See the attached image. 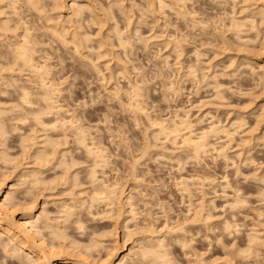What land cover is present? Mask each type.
I'll list each match as a JSON object with an SVG mask.
<instances>
[{
    "label": "rangeland",
    "instance_id": "rangeland-1",
    "mask_svg": "<svg viewBox=\"0 0 264 264\" xmlns=\"http://www.w3.org/2000/svg\"><path fill=\"white\" fill-rule=\"evenodd\" d=\"M79 1H82V0H79ZM90 1H92V0H88L87 2L91 3L90 5L95 7V10L98 8L96 11H94L95 13H93V14H95V16L98 15V18H100L101 20L104 21L102 23H107L108 20L114 19V21H116V22H114L113 20L111 22L109 21L110 24L112 25L114 23L117 24V21H118L117 25L116 24L113 25V26L116 25L115 26L116 28L114 27L115 28L114 32L118 28L120 31L119 34L122 33L120 35L121 37L124 36V39H127V37H128L131 40V41L130 40H128V41L132 42V46H130L131 44L129 45V44L125 43L128 46H130V47H128V49L131 51H129L125 48L126 49L125 51H127V53L129 51V53L124 54L125 53L124 48L120 49V50L124 51V53H122L123 55L121 54L120 51H118L119 49H117V47L119 48V46H117V43H115L117 40L116 39L117 35L113 34L114 33L113 27L111 28V25L109 23L105 24V26H103L102 29H101V26L103 24L102 23H101L102 25L99 24V25H101L100 26V29H101L100 33H102V35L99 33V29H97V28H99V26L97 25L98 22H95L97 24H93L95 26L97 25L96 27L94 26L95 28L92 27V25H91L92 22L90 23L91 27L89 26L90 29L87 26L90 31L92 30L91 32L89 31L90 32L89 34H90L92 39L90 38V36H89V38L92 42L91 43H90V41L88 42L92 46H93V42H94V45L95 44L97 45V43H95V42H97L98 38H96L94 36L98 37V33L100 35L99 37L107 35L108 37L107 36L103 37L105 39H106V37L108 39L112 35L110 37L112 39H108L109 42L111 40L112 43L108 42V44H109V47L112 46L114 48L113 49L110 48L112 51L110 49L108 50V48H107L106 51L108 50V52H106V55H104L105 57L102 55L103 59L101 58V61L99 60L100 56L97 59V56L99 54L95 55L96 52H94V51H96V50H93L94 54L92 52V49H98L99 44L97 45L98 46L97 48H95L96 47V45H95L94 48L90 49L91 51L89 50V52H91V55H89L90 53L87 54L88 52H84V54H86L88 57H82L83 58L82 59L79 55L73 53L71 50H69L70 52H68V49L61 46L57 40H54L51 38L49 39L46 36H43L41 38V40L38 44V46L41 50L38 51V53H35V55H37V56H35V59L39 63H41L43 61V63L46 62L50 66V68H49L50 72L49 73H51V74L48 73L49 74L48 77L46 75L45 76L47 77L46 80L49 81V84H50V80H51V81H53L52 83H54L55 86L56 85L59 86V87H56L59 89L58 90L59 92L57 91V95H56L55 94L56 91H55V93L53 95V100H55L54 102H55L56 106H57V104L59 105L55 108H57V109L59 108L58 110H60V111L56 110L57 111L56 112L54 109V111L50 112L51 114L50 113H48V115L45 114L47 116L46 117L43 116L42 120L43 121L45 120L46 124L50 123L52 121L58 122V120L56 121V119H58L60 117H61L60 120L65 118L68 121L69 119H67V118H70V117H71L70 119L73 120L71 123L73 125V127L69 122H66L63 125H61V123L60 124L57 123L56 126H52V127L57 128V129L54 128L55 130L53 128H52L53 130H51V128H49V125H48V127H46L48 129H46L45 127H43V128L38 127V125H36V126L33 125L31 117H28V116H31L29 114H26L28 121H26V119L23 120L24 125H19L16 121L19 122L20 120L15 119L16 125L18 124L20 126V127L16 126V128L19 127L18 130H16V128L14 126L13 127L15 129L13 127L11 128L10 125L12 122H14V120L12 121L10 119V116H11V118H13V117L17 116V114L24 112L23 110L21 111L20 107L16 106V104H17L16 101H18V100H16V98H18V95H16V94H18V92L20 90H18V92H15V91H16V89L20 88L19 85H21V84L28 85L29 83H31L28 85L29 90L30 91L32 90L31 92L35 93L36 91L37 92H40V91H38V89H39L38 85L36 83H33L32 75H29V74L24 75V72H21L23 74L18 72L19 73V74L17 73L18 79L14 83L15 85L11 84L9 82V80H11L13 78L16 79L15 76H17V75H16V73L14 75V74H9L7 72L6 73L3 72V71H5L6 66L8 67V65L3 64V61H6V59L2 58L0 56V58L2 59V60L0 59V62H1L0 63V67H1L0 73L2 74V78H0V105H1L0 107H1L2 111L4 108H6L3 111V113H2V111L0 113V119L4 123H2L1 121L0 122L2 124H5V126L2 125V130L4 127L3 134L2 135L0 134L1 135L0 136V152L3 151V154L4 153H6V155L8 154L6 156L7 158L3 157L4 159L6 158V160H3V158L1 157V156H3V154L0 153L1 154L0 155V161L3 160L0 162V173H1L0 176H3V177H0V182L2 184L5 183L8 187V189L10 188L9 191L12 190V192H11L12 196L14 197V195L16 194L17 197L15 196V198L17 200L19 198L20 202H21V199L22 200H24V199L28 200V201L24 200L25 202L24 201L22 202V204L25 203L24 204L25 206H26V202L29 203V200H31L30 203L35 202V204L34 203H31V204L33 206L36 205L35 206L36 210L39 213L43 212L44 215L46 214L47 220H48V218H50L53 221V223L50 224L52 230H53V228H55L54 226H56L57 227L56 229H58V225H59V227L62 228V230L59 229V232H60V230H61V232H63V229H64V231L66 230L64 232L65 236L67 237V235H68V237L65 238L67 241L63 239V236L60 237L62 235L61 233L58 234L59 236L58 235L56 236V234L58 232L55 230H54V232H56V233H51L53 235L50 236L51 234H49L48 231H50L51 228L46 227L48 231L43 229V228H45L44 227L45 220L43 219V221H42L40 219L39 226L43 227V228H41V227L40 228H41V231L43 229V231H44L43 236H44V238L46 236V238H45L46 240L49 239L48 241L50 242L51 240H53L54 237H56V238L58 237L59 239L62 238L64 240V242L63 243L60 242L61 239L59 240L57 238V243H54V241H56V238H55L52 242L53 244H55V245L62 244L63 245L65 242L68 243L69 241H71V242L75 241V243H76L78 241L77 244H79V245L81 244V245L86 246L87 243H89L87 247H89V246L92 247V245H93V247H92L93 249L90 247L87 248L89 252L87 251L88 253L86 252L87 254L86 253H85L86 255L84 254L86 256L85 257L86 260L89 262L91 259H92L91 262H96V261L101 262V260H103L101 263L105 262V260H108L109 256H110L108 254L111 253V252L108 253L106 251L108 249V246L114 247L118 243L117 245L121 246L122 250H124V252H126V250H129L130 246L133 244L135 245L136 248L139 246H142V245H146V244L148 245V243L151 246V245L156 243L155 242L156 238L157 239L161 238V240H163V242L166 244V246L164 245V249L166 250L167 257L169 259L171 258L170 261L172 260L173 264H191V263L192 264H229V263L230 264H264V240L262 238H261V240H259V239L253 240L254 243H253V241H251V242L249 241V235H250V233H253L252 231L256 232V231L260 230L257 232V234L264 236V223H263L264 222V218H263L264 217L263 216L264 215V177H263L264 176V142H263L264 141V136H263L264 135V120H263L264 118H261L259 116L260 111H262V109L260 110V108H261L260 102H258V104H257V102H255V103L253 102V104L252 103L250 104V102L249 103L247 102L248 101L246 98L247 96L245 97V95H244L246 93V90L248 89L247 87H249V86H247V84H246L247 81L245 80L246 78H245V76H243V73L245 72V75L248 76L247 72L244 70L249 71V68L241 66V69L242 70L244 69V70L241 72V70L239 68L240 72L238 71L239 75H240V73H242V76L244 77V78L243 77L242 78L246 81L245 83L243 80H241L242 78L239 79L236 76H234V77L237 78V80H235L234 77L232 79L230 78V80H228L229 78L227 79V77H224L223 75H221V77H219L220 75L217 76L219 78L218 80H220V81H222L221 79H223V78L226 79L227 82L222 81L223 85L219 89L223 90L227 95L224 93V95L226 97H224L222 100L218 99L219 101L218 100L216 101V98H215L216 90L214 89V93H212L213 89L211 90V88L213 87V85H211V84H213L211 82L212 79L211 78H205L206 76L201 77V75L203 74V71L201 70L202 71L201 72L200 69H198V68H201L200 66H201L202 62L203 63L205 62L203 60V58L207 61L210 57L214 58V54L213 55L211 54V53H213L212 52L213 51L212 46L214 44H212L209 48V49H211V53L209 52L210 50L209 51L207 50L206 52H209L210 54L205 52V54H207V55H204L206 57L203 56V58L201 56L199 57V61H197V62H199V63H197L198 66L196 64H194L198 67V68H196L198 70H197V75L195 77H193L194 79L191 78L192 79L191 80L189 76L184 75L185 74L184 72L186 71L185 70L186 68H183V67H186L185 63L186 64L189 62L191 63V60H193V61L198 60L197 56L195 55V48H198L197 43H199V39L201 37V35H200L201 31H199L200 29H198V28H200V27H198L200 25L197 24V22H196V20L199 21V18L201 16L200 15L201 8H200V3L198 0H188L189 2H187V0H186L185 7L182 6V8H180L181 7L180 3L176 4V3H174L175 2L174 0H170L171 1V4H170L169 0H166L167 6L165 4V6H164L165 9L163 10V8H162L163 11H161V12H160V8H157V7H159L158 6L159 4L157 5L156 0L155 1L152 0V1H154L153 3L155 5L152 3L151 0H149V3L147 0H122L123 1L122 3L119 2L120 0H118V1L109 0L108 2L106 0H105V2H104V0H98L99 2H102L100 5L99 4L96 5L99 2L96 3L95 0H94V2H90ZM172 1H174V2H172ZM109 2H110V4H113V2H114V4H115V2L119 3V4H117L118 8H117L116 4H115V7H114V4H113V6H110L108 4ZM191 2H192V5L190 4ZM93 3H95V5L97 7L95 5H92ZM146 3H148L150 5L152 4V6H150V5L147 6ZM106 4H108V5H106ZM103 5H105V8H103L104 7ZM121 5H122V7H119ZM98 6H102L101 7L102 10L105 9V11H106V9H108L110 11L113 10L114 12L117 10L118 14H116V12L115 13L109 12L108 10H107V12L104 11L103 13H110V14L112 13L111 15H113V13H114V15H116L115 17H117L118 19L115 17L112 18V16H110L111 18H109V15H107V14L104 15V16L107 15V17L105 18L103 16V14L100 13L102 10L101 9L99 10L100 7H98ZM108 6H110L111 9H109ZM123 6H124L125 10H124ZM175 6H177V7H175ZM146 7H148V8H146ZM151 7L152 8L154 7L153 9H155V12H154L155 14L150 12V10H152V9H149V8H151ZM167 7L169 10H167ZM189 7H192V8H189ZM209 7H210V5H208L206 11L212 12L211 7L210 8ZM127 8H129V9H127ZM176 8L181 9V11L179 9H176ZM184 8L186 10L192 9L194 11L192 13H195V14H191L192 18H193L192 15H194L193 20H191L192 18H190V14L185 13L186 10ZM147 9H149L148 12H146ZM156 9H157V11H156ZM199 9H200V11H199ZM218 9L219 8H217V10ZM123 10L127 14H125V12ZM173 10H174V12L172 13ZM220 10H222V9L220 8ZM143 11H145V12H143ZM152 11H154V10H152ZM222 11L221 12L218 11L217 17L219 15V12L221 13L220 14L221 16H219L220 18L224 16V15H222ZM98 12H99V14H97ZM120 12H121V14H120ZM181 12L185 13L186 17L185 16L183 17L184 14H181ZM86 13L89 14L90 12H86V10H85V14ZM149 13L151 15H149ZM161 13L165 14V15L163 14L164 17ZM196 13H198L197 14L198 16L196 15ZM93 14L91 16H93ZM128 14H129V16H131L130 21L128 20L129 19ZM126 15L128 17H126ZM188 15H189V17H188ZM102 17H104L106 20L104 18L102 19ZM124 17L127 19L126 22L128 21L127 23H129V24H127V23L125 24V18ZM66 18H67V16H66ZM107 18H109V19L107 20ZM188 20H189V22H188ZM214 20H216V19H214ZM97 21H99V19H97ZM163 22L166 25L167 24L168 25L167 26L163 25ZM218 23H219V21H218ZM191 24H192V26H191ZM108 25H110V26L108 27ZM125 25L126 26L129 25L127 27V29H125L126 28ZM169 25H170V27H169ZM195 26H197V27H195ZM87 27L85 25L82 28V30L84 29L83 31L87 30L86 32H88ZM190 27H192V28H190ZM85 28H86V30H85ZM108 28L109 29L111 28L109 30L110 32L112 30L111 35H110V32L107 31ZM120 28L122 29V32H121ZM183 29H184V31H183ZM126 30H127V32H126ZM133 30H135L136 32H134ZM103 32H104V34L105 33H107V34L103 35ZM187 32H190V33H187ZM96 33H97V35H96ZM123 33H125V35H123ZM198 33H199V35H197ZM91 34L94 36H92ZM215 34H217V33H215ZM155 35H157V36H155ZM113 36L116 37L115 38L116 40L113 39L114 38ZM146 36L149 39L150 38L151 39L150 40L147 39V41H145L147 38ZM169 37H171V38H169ZM184 37L186 39L183 40ZM172 38H173V40H172ZM191 38H192V41H191ZM99 39H101V38H99ZM143 39H145V40H143ZM175 39H179V40L182 39L183 41H185V42L180 41V43L182 42L180 44L181 45L180 47H182V45H183V47L180 50L176 46H174V44H172V43H177V42H173ZM102 40H100V41H102ZM151 40H152V42H151ZM196 41H198V42H196ZM56 42H57V44H56ZM166 43H168V44H166ZM195 43H196V45H195ZM112 44L113 45L116 44V46H113ZM171 45H173V46H171ZM191 45H193V46H191ZM48 47H49V49H48ZM103 47H105V46H103ZM131 47H133V49ZM174 47H176L177 49ZM105 48H103V49H105ZM171 48H173V49H171ZM114 49L116 50V52H114L115 51ZM51 50H53V51H51ZM109 51L112 53H110ZM64 52H66V53H64ZM98 52L99 51L97 50V53ZM118 52H120V53H118ZM190 52L192 53L191 55H190ZM115 53H118V56ZM176 53H178L179 58H178ZM110 54H112V55H110ZM113 54H114V56H113ZM220 54H223V51L220 52V50H219V55L217 56V57H219V59L216 57L217 59L211 58V59H213V61L211 59H209V60L216 65V66L214 65L215 68H218L217 66H219V68L222 69V68H224L223 67L224 64L230 62V60H229L230 58H228L229 56L227 57V55H226L227 53H225V52L223 55H221L222 58L220 57ZM192 55H195V56H192ZM225 55H226V57H225ZM78 56H79V58H78ZM89 56H91V57H89ZM162 56H163V58H165L164 56H168V57L163 59ZM125 57H126V59L124 60ZM223 57H225L226 60L227 61L229 60V61L228 62L225 61V58H223ZM45 58H46V60H45ZM80 58H81V60H79ZM87 58L89 60L91 58H93V59H91L93 61V64H95V65L98 64L97 67L101 70L96 71L97 68H94V66H92L90 64L91 60L89 62V60ZM106 58H107V60H106ZM180 58H181V60H180ZM194 58L196 60H194ZM200 58H202V61ZM42 59H44V60H42ZM177 59H179V61ZM220 59L222 61H224V63L221 61L223 63V66H220L222 64L219 62ZM165 60H166V62H165ZM185 60L186 61L188 60L189 62L188 61L185 62ZM207 61H206L207 64L210 63ZM214 61L215 62L218 61V62L215 63ZM4 63H6V62H4ZM115 63H117V64H115ZM125 63L127 65V67L130 68V69H128L129 73L125 74L127 77L122 76V73H121V71H122L121 68L125 65ZM180 63L183 64V65H181L182 68H180ZM160 64H162V65H160ZM164 64H165V66H164ZM191 64H193V63H191ZM2 65H4V66H2ZM108 66H110V67H108ZM91 67H93V68H91ZM155 67H157V68L155 69ZM132 68H134V69H132ZM135 69H137V70L135 71ZM158 69L159 70L161 69V71H160L161 73L158 71ZM218 69H214V71L218 72L217 71ZM109 70H110V72H108ZM212 70H209V72L208 71L207 72L210 73V71H212ZM117 71L118 72L120 71V72L117 73ZM198 71H200V73H198ZM156 72H157L158 76H157ZM115 73H116V75H115ZM136 73H137V75H136ZM117 74L118 75L121 74L120 77L117 76ZM153 74L155 76L154 80L151 79V78H153ZM198 74H200V75H198ZM27 76L30 78L28 79ZM128 76L131 77L132 84L136 80L135 85H137V86L139 85L138 87L142 89L141 91L139 89V91H140L139 94H142L141 96L134 95V97L136 96L135 97L136 99H138L139 97H141V98L143 97L141 100H140V98L138 99V103H139V100L140 101L143 100V103L145 104L143 106V103L140 102L141 107L142 106L145 107V108H143L144 112L140 111L141 114L142 113H144V114L150 113L151 115L147 114L150 116V119H152L153 115H154V117L156 115L155 118L156 119L158 118L157 120H159V118L161 117L160 120L165 119L166 122L168 124H170V122H173L171 120H174V119L176 120V118L178 119V117L180 115L183 116V114H184L183 111L186 109L187 111H189L188 112L189 120L191 119L190 121H192V123H194L193 124L194 126L192 128V132L194 131L195 133L193 132V134H198L200 132V130L206 129L207 125H210L211 122L216 121L218 119H219L218 122L220 123V125L223 124L226 127L228 126L227 128L233 130V126L235 124L232 125V124H230V122L234 121V123H235V119L237 122L239 120V118H241L243 116L244 118H241L240 120L244 119L242 121H244L245 123L244 124L242 123L243 125H240V123H241V121H240V123L237 122L236 126H234V128H236L237 125H240L239 127H241V129H240L241 131H239V128L237 127L238 128V129L236 128L237 131L235 129V131L237 133L236 134L234 133L231 136L232 141H231V139L226 138L227 140H229L228 142H229L230 146H228V144H226L228 142H226L227 140L225 139L226 136H224V134H219V138H216L218 135L213 136L212 134H210L211 136L209 135V137H208V139H209L208 142H209L211 147L213 145L214 146L216 145L215 146L216 148H220L218 146H219L220 142L222 141L221 143L223 145L225 144V146H226L224 149V153H226V155L227 154L228 155L224 157V155L221 154L222 152L219 153V155H218L216 149H215V151H213L212 150L213 148L211 149V147L208 146V151L203 153L204 156H202L203 154L199 156L200 160L198 158L195 159V157L193 158L192 154L189 152V150H187L186 147L182 146L181 141H179L180 140L179 138L181 137L180 135L183 134L182 133L183 130L180 132L179 135L176 136V137H178L177 140H175L178 142V143H175L177 146H175L174 144H173L174 145L173 146L172 143L170 142V140L167 139L170 142L169 143L165 139L166 137L161 135V134L158 135V138L155 137L158 141L155 140V138L153 137L154 136L153 132L156 131L157 126L154 128L149 126V124H147V122H145L146 118L142 117L143 114L141 115L139 111H138L139 113L138 112L134 113V115H136V116H135V118H132V117H134L133 113H132V111L134 112V110L131 109L132 107H130V106L128 107V105H130L129 102H131V100L129 98V95L131 94L129 92L131 85L128 82V79L130 80V78H128ZM143 76H145V77L142 79ZM109 77L113 80H111ZM121 77H123V78H121ZM147 77H148V79H147ZM208 77H210V76H208ZM240 77H241V75H240ZM3 78H4V81H3ZM202 78H205V79H202ZM145 79L147 82L145 81ZM206 79H207V81H206ZM209 79H211V80H209ZM28 80H30V81H28ZM132 80H134V81H132ZM139 80H141V81H139ZM231 80L232 81L234 80L235 81L234 83H238V84L241 81H243L242 82L243 84L242 83H241L242 85L237 84L239 86L238 87L234 83H232V84L229 83ZM247 80H249V78ZM26 81H28V82H26ZM48 81H46V82L48 83ZM148 81H150V82H148ZM114 82H115V84H114ZM138 82H139V84H136ZM142 82L144 84H142ZM127 83L130 86H125ZM49 84H47V85H49ZM148 84H150V85H148ZM160 84L162 86H160ZM170 85L171 86H173V85L178 86L177 88L180 89V91L178 92L179 93L178 96L171 94L172 92L170 90H167V89H170L169 88ZM227 85H228V87H227ZM229 85H230V87H229ZM207 86H209V87H207ZM128 87H130V88H128ZM124 88H126L124 90L125 93H128V94H126V95L124 94V95L126 97L128 96L127 98L129 101L126 98H124V96H123L124 92H122V91ZM227 88L229 91L226 90ZM118 89H120V91H118ZM33 90H35V91H33ZM39 90H41V89H39ZM116 90H117V92H121V93L118 94L116 92ZM233 90H235V91H233ZM258 90H259V88L255 91H258ZM113 91L117 95L116 94L113 95ZM153 92H155V93H153ZM236 92H242L243 94L240 93L242 95L239 96L240 94H238ZM133 94L134 93H132L131 96H133ZM143 94H145L146 97L149 95L147 97V99H145L146 97L143 96ZM159 94L161 96L162 95H164V96L161 97ZM115 95H116V97H115ZM222 95H223V93H222ZM137 96H138V98H137ZM212 96H214V97H212ZM230 96H231V98H230ZM208 97L211 98V100H209ZM161 98L162 99L165 98L167 100L164 99L163 100L164 102L163 101L161 102ZM199 98H201V101ZM205 98H207L208 101ZM213 98H215L214 101L212 100ZM116 99L120 100V103ZM202 101L204 102L203 103L204 105L200 104V103H202ZM121 102L124 104H122ZM126 103H128V104L125 107ZM215 103H218V104H215ZM223 103H225V104L223 105ZM198 104H200V105L198 106ZM210 104H211V106H210ZM220 104H222V105H220ZM30 106H32V105H30ZM156 106H158V107H156ZM32 107L34 108V106H32ZM145 109H146V111H145ZM54 112H56V113L54 114ZM158 113H159V115H158ZM257 113H259V114L257 115ZM63 114H66L68 116H66V115L63 116ZM204 114H205V116H204ZM1 115H3V116H1ZM137 115H139L140 117ZM256 116L257 117L259 116V119ZM145 117H146V115H145ZM154 117L152 120L155 119ZM199 117H200V119H199ZM236 117L238 118V120ZM162 118H164V119H162ZM75 119H76V121H75ZM136 119H137V121H134ZM255 119L257 121H255ZM30 121H31V123H30ZM21 122H22V120H21ZM260 122H262V123H260ZM45 123H44V125H45ZM52 123H50V125H53ZM29 124H32V126H29ZM74 124H76V125H74ZM229 124L232 127H229ZM246 124H247V126H246ZM79 125H81V128H85L84 133L88 132L85 135L87 137L85 140L86 141L85 143L87 145L90 144L89 147L91 146V148L93 147V148L98 149V150L99 149L103 150L102 153L105 154V155H103L102 162H101V160H100V163L98 161V163H97V165L99 164L98 166L93 165V163L95 164L93 156L90 154L91 158H93V159H91L90 156H88V154L85 152L84 147H81L82 144H78L76 141V138H74V137H76L75 136V130L78 131ZM147 125H148V127H147ZM254 125L257 126L258 130L255 129L256 127H253ZM33 126H35V127H33ZM39 126H41V125H39ZM58 126H60V127H58ZM63 126L66 130L63 129ZM201 126H203V127H201ZM32 127L34 129L30 130ZM36 127H38V128H36ZM39 128H41V129H39ZM71 128L73 129V131ZM246 129H249V130L251 129V130L249 131ZM68 130L69 131L71 130V131L69 132ZM252 130L254 131V133L255 132L256 133L254 134L253 132H251ZM246 131L248 134L246 133ZM55 132L56 133L58 132V133L56 134ZM262 132H263V134H261ZM62 133H65V134H62ZM185 133H186V130H184V134ZM243 134H246L247 136L243 135ZM25 135L27 136L26 138H25ZM29 137H32V138L30 139ZM244 137H245V139H244ZM151 138H153V140ZM241 138L243 139L242 140L243 143L241 142ZM246 138H248V139H246ZM46 139H47V141H46ZM258 139H259V141H258ZM24 140H27V141H25L26 145H24V144L22 145V143H24ZM249 140H250V142H249ZM49 141H52V142H49ZM54 141H56V142H54ZM215 141H217V142L219 141L218 142L219 144ZM47 142H49V144ZM224 142H226V143H224ZM149 143L152 146H149ZM147 144H148V146H147ZM245 144L247 146H245ZM178 145L181 147H179ZM242 146H244V147H242ZM260 146H261V148H260ZM42 148H44V149H42ZM148 148H151V149H148ZM95 149H93V150H95ZM145 150H146V153H145ZM38 151H39V154H38ZM59 152H60V154H59ZM36 153H37V155H36ZM45 153L46 154L48 153V155H46ZM143 153L145 155H143ZM40 154H41L40 160L43 162H39L38 158H37L38 160H35L36 157H38ZM55 154H57V155H55ZM247 155H250V156H247ZM4 156H5V154H4ZM32 156H35V157H32ZM43 156L45 157V159L47 158L46 161H45V159L44 160L42 159ZM53 156L54 157L57 156V157L54 158ZM18 157L21 159H19ZM69 159L71 161H74V163L71 162ZM181 159H183V160H181ZM224 159H225V161H224ZM7 160L9 163L7 162ZM18 160H19V162H18ZM92 161H93V163H92ZM251 161H254V162H251ZM38 162H39V164H38ZM103 162L105 163V165ZM41 163H43V164H41ZM44 163H47L49 166L44 164ZM243 163H244V165H243ZM72 165L73 166L75 165L74 166L75 168H73ZM133 165H134V167H133ZM27 166H28V168H27ZM96 166H97V168H96ZM260 166H261V168H260ZM89 167L95 168L94 170H95L97 180L93 184H96L100 187V185L103 186V184L114 185V183L118 182L117 183L118 186H116V189H117L116 196H118V198H119L120 195H117V194L121 193L122 198H120L119 200H118V198L112 199V203L109 202L110 200L107 201L106 200L107 198H105V199L102 198V199L107 201L108 206L106 205V202L101 199V200L97 201L96 203L94 202V205H92V207H90V209H89V207H87L89 205H87L86 203H87V201H88V203H90V201H89L90 197H86V196H91L90 188L93 190V188L96 187L95 186L92 188L93 184L90 185V183H88L89 181L87 180L88 178L87 179L85 178V177H88L86 174H88V170H89L88 168ZM64 168H66L65 171H64ZM38 169L41 172L40 171L38 172ZM31 170L34 171L35 173L33 172L34 173L33 174L31 172ZM74 170H76V171H74ZM66 171H68L69 173H67ZM239 171H240V173H239ZM29 173H32L33 175H37L36 173H39L40 175L39 176L37 175L36 179H38V177L42 178V181L44 183L46 182V185L44 183H42V184H44V186H43V185H40L38 183L39 188L37 186H35L37 188L35 190L32 189L33 191H30L31 192L30 193L29 192V184L31 185L32 183H29V182H31V180H30L31 176ZM64 173H66V174H64ZM254 173L256 176L254 175ZM68 174H70V175L67 176ZM72 174L73 175L75 174L76 178H74V180L75 179L77 180L74 183L75 185L71 183V182H73L71 179V177L73 176ZM225 176H226V178H225ZM261 176L263 178L260 179ZM69 177H70V180H69ZM183 177L184 178L187 177V178H185L186 181H187V179L189 180L190 177L191 178L193 177L192 178L193 180L190 179L187 182L185 181V183H183V186H182V184H180L182 182H179V181L181 179H182L181 181H183L184 180ZM194 177H196V178L194 179ZM255 177H256V179H255ZM25 178H27V179H25ZM105 178H106V180H105ZM209 178L210 179L212 178L211 181H213V182H211ZM206 179H207V182H206ZM208 179H209V181H208ZM40 180H38V182H40ZM224 180H226V181H224ZM48 181L50 184L48 183ZM78 181H79V183H78ZM86 181H88V182H86ZM226 182H228L227 184L229 186H227V184H225ZM34 183H37V182H33V184ZM186 183L188 185V192H187V190L185 191L182 188V187H184V184H186ZM27 184H28V186H27ZM33 184L31 186H33ZM35 185H37V184H35ZM67 185H68V187H67ZM86 185H87V190H86ZM45 186H46V188H45ZM98 186L96 188H98ZM74 187H75V190L73 189ZM224 187H225V190H224ZM25 188L28 189V191ZM33 188H34V186H33ZM79 188H81V189L83 188V189L81 190ZM100 188H102V187H100ZM231 188H232V190H231ZM24 189H25V191H27V193H28V194L26 193L27 195H23L25 192V191H23ZM67 189H70V191ZM92 190H91V192H92ZM42 191H43V193H42ZM13 192H15L14 195H13ZM223 193H224V195H223ZM235 194H237L238 197L241 196V198H243V200H245L244 203L247 205L243 204V206H239L240 203L242 205V202H240L238 205L232 204V201L236 198ZM21 195H22V197H21ZM128 195L132 196L131 197L132 205L133 206L135 205V207H134L136 210L135 212H137V216L139 215L138 217L135 216L134 218H131L132 220L131 219L129 220V217L131 216V215H129L130 213L128 211H125V210H129V205L127 204L126 200L124 199L126 197H129ZM225 195H226V197H225ZM232 195H234V196H232ZM23 196H24V199H23ZM46 196H47V198H46ZM20 197H21V199H20ZM32 197H33V199H32ZM34 197H35L36 201H35ZM84 199H85V201H84ZM210 201H211V204H210ZM82 202H84L85 204H83ZM43 203H45V204H43ZM79 203L82 205L80 206ZM115 203L119 204V205H117V207H116ZM109 204H110V206L111 205L112 206L110 207ZM200 204H203V206H207L206 209L200 210V208H199V207H201ZM32 205H29V206H32ZM66 205H67V207H66ZM76 205H78V206H76ZM105 205H106V207H105ZM79 206H80V210H79ZM123 206H124V209H123ZM212 206H215V207H212ZM230 207H232V208H230ZM233 207H235V208L233 209ZM236 207H238V208H236ZM62 208H64L65 210ZM75 208L78 211L74 210ZM87 208L90 212L86 213V211H88ZM103 208H104V210H103ZM119 208H122V212H121V209H119ZM19 209L20 208H18L17 212L18 211L20 212L21 209L20 210ZM70 209L71 210L73 209L76 215L73 214L74 213L73 210H72V213H68L70 211ZM62 210H63L64 214L65 213L67 214L66 217L68 219H65L66 217L62 213ZM95 211L99 215H97V213ZM199 211H204L205 213L201 212V214H200L201 216H200ZM253 211H254V213H253ZM257 212L260 214L261 218L259 217V214ZM85 213L88 216H89L88 213H91L90 215L94 214V215H96V217L94 218V216H93L91 219L88 217L89 220L84 221L85 219H88L86 217L87 215ZM117 213H119L120 216H118L119 214H117ZM123 213H124V215H123ZM68 214H70V215L68 216ZM72 214H73V216H71ZM105 214H107V215H105ZM196 214H198L199 216ZM208 214L210 216L209 220L211 219L210 221L208 220L209 222L207 220L205 221V217ZM257 214H258V216H257ZM231 215H233L232 216L233 218L231 217ZM77 216L81 219V220H79V222L81 221L80 223L84 226H81L79 223H75L73 221L74 219L78 218ZM148 216H149V218H148ZM202 216H204L203 217L204 220H203V218L202 219L200 218ZM63 217H65V218H63ZM118 217L120 220L118 219ZM231 218L233 221L231 220ZM82 219H84V220L82 221ZM62 221H65V222H62ZM71 221H72V223H71ZM75 221H78V220L76 219ZM224 221H231L232 224H233V222H234V224L236 223L237 227L234 226V228L237 230H234L232 228L234 231H232V230L228 231L227 230L228 232L225 231L226 232V234H225V232L221 228V225ZM42 222H43V225H42ZM47 222L49 224V221H47ZM54 222H56V223H54ZM73 222L75 224H79L81 228L83 227L82 231H78V233H80V234H77V232L76 233L74 232L75 230L77 231L78 228H79V230H81V229H80V227L77 228L76 225L73 224ZM82 222H84V224ZM53 224H54V226H53ZM70 224H72V225H70ZM67 225L69 227H67ZM79 225H77V226H79ZM238 225L240 228L238 227ZM165 226L167 228H165ZM85 227H86V230H85ZM168 227H169V229H168ZM149 228H151V229H149ZM178 228H179V230H178ZM83 229L86 232H84L82 234V232L84 231ZM142 229H144V230H142ZM166 229H168V231ZM103 230L105 231L106 234L105 233H99V232H103ZM149 230H153V231H155V233H153L152 235L151 234L148 235L149 233H147L145 231H149ZM177 230H178V232H177ZM91 231H93V232H91ZM169 231H171V232H169ZM143 232L145 233L144 235H143ZM92 233L96 234L97 236L91 235ZM107 233H108V235H107ZM99 235H102L103 238ZM94 236H95V238H94ZM98 236L100 238H98ZM106 236L110 237V238H107ZM96 237H97V239H96ZM91 238H93L94 241H96V243L95 242H94V244H93V242L91 243ZM123 238H125V239H123ZM138 238H140V239H138ZM98 239H100V241H98ZM145 241L147 243H145ZM67 243H65V244H67ZM90 244H92V245H90ZM95 244H97V245H95ZM101 244L105 247H102ZM97 246H99V247H97ZM94 248H96V249H94ZM105 248H106V250H105ZM134 249H132V250H134ZM190 250H192L193 253ZM239 250H240V252H239ZM242 252L243 253L245 252V253L243 254ZM237 253H238V255H237ZM106 254H107V257H106ZM87 255H91L90 258ZM132 256H130L131 258L128 257V259L126 261L127 263L125 262V264H128L131 261H134L131 259H134L135 256H133L134 258H132ZM135 260H136V258H135ZM149 261L150 260H147L146 264H149ZM199 261L201 263H199ZM150 262H152V261H150ZM130 264H134V262H132Z\"/></svg>",
    "mask_w": 264,
    "mask_h": 264
},
{
    "label": "bare ground",
    "instance_id": "bare-ground-1",
    "mask_svg": "<svg viewBox=\"0 0 264 264\" xmlns=\"http://www.w3.org/2000/svg\"><path fill=\"white\" fill-rule=\"evenodd\" d=\"M88 0H82V1H79V0H2V2H0V13H3L2 15H0V56L2 57V58H5L6 59V61H3V64L4 65H8V67L6 66V68H5V71H3V72H7V73H9V74H14L15 75V73H16V75H17V73L19 72V73H21V72H24V75L25 74H29V75H32V81H33V83H36L37 85H38V87H39V89H41V90H39L38 89V91H40V92H35V93H33V92H31L30 90H29V84H31V83H29L28 85H26V84H21V85H19V87L20 88H18V89H16V91L15 92H18V90H20L19 92H18V94H16V95H18V98H16V100H18V101H16L17 102V104H16V106L17 107H20V109H21V111L23 110L24 112L23 113H19V114H17V116H15V117H13V118H11V116H10V119L13 121L14 120V122H12L11 123V128L14 126L15 128H16V126H19V125H24L23 124V120H25L26 119V121H28V119H27V115L26 114H29V115H31V116H28V117H31V120H32V123H33V125H38V127H48V125H49V128H51V130H53L54 128H56V127H52V126H56L57 125V123H61V125H63V124H65L66 122H69L70 124L72 123V119H70V118H67V119H69L68 121L64 118V119H61L60 120V118H58V119H56V121L58 120V122H55V121H52V122H50V123H52L53 125H50V123H45V120L43 121L42 120V117L44 116V117H46L47 115H48V113H50L51 111H54V109H55V111L57 110V111H60V110H58L57 108H55V107H57V106H59L58 104H57V106H56V104H55V100H53V95H54V93H55V91H56V95H57V91L59 90L58 88H56V87H59V86H55L54 85V83H52L53 81H51L50 80V84H49V81L48 80H46V78L48 77V75L49 74H51V73H49L50 72V66L46 63V62H44L43 63V61L42 60H44V59H42L41 61V63H39V62H37L36 61V59H35V56H37V55H35V53H38V51H40L41 49L39 48V46H38V44H39V42H40V40H41V38L43 37V36H46L47 38H51V39H54V40H57L58 42H59V44L61 45V46H63V47H65V48H67L68 49V52H70L69 50H71L73 53H75V54H77V55H79L81 58L82 57H88L86 54H84V52H88L87 54H89V55H91V52H89V50L90 49H92V48H94L95 47V45H94V42H93V46L90 44L92 41L90 40V38H91V36H90V32L92 31H90L89 29H90V27H91V25H92V27H94L95 25H93V24H97V23H95V22H98V26H99V28H97V29H99V33H100V31H101V29H102V27L103 26H105V24H107V23H109L110 24V22L113 20L114 21V19H110V20H108L109 18H111L110 16H112V18L113 17H115L116 15H114V13L116 12V14H118L117 13V10L114 12L113 10L112 11H110V10H108V9H106V11H105V9H103L102 10V6H98V7H100L99 8V10L101 9L102 11L100 12L101 14H103V16L105 15V14H107V15H109V18H107V23H102V22H104L103 20H101L100 18H98V15H96L95 16V14H93V13H95L94 11H96L95 10V7H93V6H91L90 4L91 3H89V2H87ZM107 2L109 1V0H106ZM111 1H113V0H111ZM115 1V0H114ZM116 1H118V0H116ZM148 1V3H149V0H147ZM152 1V0H151ZM150 1V2H151ZM155 1V0H154ZM154 1H152V3L154 2ZM175 1V2H174ZM174 1H172V2H174V3H176V4H179L180 3V8H182V6L183 7H185V2H186V0H174ZM199 1V3H200V8H201V12H200V18H199V21H197L196 20V22H197V24H199L200 26H198V27H200V28H198V29H200L199 31H201V37H200V39H199V43H197V47L198 48H195V55L197 56V58H198V60H196L195 58H194V60H196V61H193V60H191V63H193V64H191L188 60V62L189 63H185V65H186V67H183V68H186L185 70V76H189L190 77V79L192 78V79H194L193 77H195L196 75H197V70L198 69H200V71L202 70L203 71V74L201 75V77L203 76H206L205 78H211L212 79V83L213 84H211V85H213V87L211 88V90L213 89V92L212 93H214V89L216 90V92H215V98H216V101L218 100V99H223L224 97H226L225 95H224V91L223 90H221V89H219V88H221V86L223 85V83H222V81H226V79H221L222 81H220V80H218L219 78L217 77V76H219V77H221V75H223L224 77H227V79L228 80H230V78L232 79L234 76H236V77H238L239 79L240 78H242L243 76H245V80L248 82H246L243 78L241 79V80H243L244 81V83L246 82V84H247V86H249V87H247L248 89L246 90V93L244 94L245 95V97L247 98V102L249 103L250 102V104L252 103L253 104V102L255 103V102H257V104H258V102H260V106H261V108H260V110L262 109V111H260V114L259 113H257V115L259 114V116L261 117V118H264V0H198ZM90 2H94V0H92V1H90ZM95 2L97 3V2H99L98 0H95ZM104 2H105V0H104ZM119 2H123L122 0H120ZM156 2H157V5L159 6V7H157V8H160V12L161 11H163L164 9H165V4L167 3L166 2V0H156ZM169 2H170V4H171V1L169 0ZM187 2H189L188 0H187ZM197 2V1H196ZM102 2H99V3H97L96 5H100ZM120 3V4H121ZM148 3H146L147 4V6L148 5H150V4H148ZM110 6H113V4H114V2H113V4H110V2L108 3ZM108 4H106V5H108ZM115 4L117 5V4H119V3H116L115 2ZM115 4H114V7H115ZM145 4V5H146ZM154 4V3H153ZM175 4V5H176ZM191 5H192V2L190 3ZM195 4V3H194ZM92 5H95V3H93ZM95 5V6H96ZM155 5V4H154ZM153 5V6H154ZM208 5H210V7H211V9H212V12H208V11H206V9H207V7H208ZM104 7L103 8H105V5H103ZM110 6H108L109 7V9H111L110 8ZM130 6V5H129ZM150 6H152V4L150 5ZM166 6H167V4H166ZM97 7V6H96ZM107 7V6H106ZM119 7H122V5L121 6H119ZM173 7V6H172ZM175 7H177V6H175ZM209 7V8H210ZM117 8H118V5H117ZM123 8H124V6H123ZM122 8V9H123ZM131 8V7H130ZM146 8H148V7H146ZM154 8V7H153ZM152 7L151 8H149V9H152V10H154V11H152V10H150V12L151 13H154L155 12V9H153ZM162 8H163V10H162ZM171 8V7H170ZM174 8V7H173ZM172 8V9H173ZM187 8V7H186ZM189 8H192V7H189ZM217 8H219L218 10H217ZM220 8L223 10H220ZM114 9V8H113ZM127 9H129V8H127ZM132 9V8H131ZM149 9H147V11L146 12H148V10ZM176 9H179V8H176ZM185 9V8H184ZM210 9V10H211ZM85 10H86V12H90L89 14H85ZM107 10L109 11V12H114L113 13V15H111L110 13H103L104 11L105 12H107ZM119 10V9H118ZM124 10H125V8H124ZM123 10V11H124ZM167 10H169L168 9V7H167ZM180 11H181V9H179ZM186 10V9H185ZM132 11V10H131ZM145 11H143V12H145ZM156 11H157V9H156ZM171 11V10H170ZM199 11H200V9H199ZM218 11H222V15H224L223 17H219V16H221L220 14V12H219V15H218V17H217V13H218ZM99 12L97 13V14H99ZM122 12V11H121ZM121 12H120V14H121ZM125 12V11H124ZM123 12V13H124ZM174 12V10L172 11V13ZM178 12V11H177ZM184 12V11H183ZM192 12H194L192 9L191 10H186L185 11V13L186 14H190V18H192L191 17V14H195V13H192ZM208 12V13H207ZM157 13V12H156ZM159 13V12H158ZM176 13V12H175ZM185 13H182L181 12V14H184L183 15V17L185 16ZM93 14V16L95 17H93V16H91ZM100 14V15H101ZM125 14H127L126 12H125ZM130 14V13H129ZM129 14H128V16H129ZM148 14V13H147ZM155 14V13H154ZM162 14V13H161ZM164 14V13H163ZM162 14V15H163ZM177 14V13H176ZM198 13H196V15H197ZM107 15L106 16H104L105 18L107 17ZM133 15V14H132ZM149 15H151L150 13H149ZM165 15V14H164ZM164 15H163V17H164ZM195 15V16H196ZM66 16H67V18H66ZM91 16V17H90ZM124 16V15H123ZM127 15H126V17H128ZM160 16V15H159ZM193 16V18H194V15H192ZM198 16V15H197ZM101 17V16H100ZM104 17H102V19L104 18ZM122 17V16H121ZM131 16H129V21H130V18ZM151 17V16H150ZM166 17V16H165ZM182 17V18H183ZM186 17V16H185ZM188 17H189V15H188ZM99 19V21H97V19ZM104 18V19H105ZM115 18H117V17H115ZM125 18V17H124ZM123 18V19H124ZM133 18V17H132ZM136 18V17H135ZM181 18V19H182ZM193 18L191 19V20H193ZM118 19V18H117ZM116 19V20H117ZM134 19V18H133ZM137 19V18H136ZM169 19V18H168ZM180 19V18H179ZM214 19H216V20H214ZM96 20V21H95ZM106 20V19H105ZM126 18H125V24L128 22H126ZM142 20V19H141ZM154 20V19H153ZM178 20V19H177ZM110 21V22H109ZM132 21V20H131ZM144 21V20H143ZM164 21V20H163ZM180 21V20H179ZM182 21V20H181ZM218 21H219V23H218ZM92 22V24L90 25V23ZM114 22H116V21H114ZM122 22V21H121ZM188 22H189V20H188ZM187 22V23H188ZM191 22V21H190ZM193 22V21H192ZM103 25H102V24ZM138 23V22H137ZM148 23V22H147ZM175 23V22H174ZM184 23V22H183ZM68 24V25H67ZM89 24V25H88ZM99 24H101V25H99ZM114 24H116V23H114ZM114 24H110L111 25V28L113 27V32H114V29L116 28L115 26L118 24V21H117V24L115 25V26H113ZM127 24H129V23H127ZM190 24V23H189ZM195 24V23H194ZM193 24V25H194ZM196 24V25H197ZM86 25V27L88 26H90L89 27V29H88V27H87V29H88V32H86L87 30H86V28H85V30L86 31H83L82 30V28L84 27ZM96 25V26H97ZM110 25H108V27L110 26ZM163 25H166L164 22H163ZM168 25V24H167ZM166 25V26H167ZM95 26V27H96ZM100 26H101V29H100ZM126 26V25H125ZM129 26V25H128ZM128 26H126V28L125 29H127V27ZM141 26V25H140ZM188 26V25H187ZM191 26H192V24H191ZM94 27V28H95ZM115 27V28H114ZM119 27V26H118ZM123 27V26H122ZM132 27V26H131ZM169 27H170V25H169ZM195 27H197V26H195ZM110 28V29H111ZM141 28V27H140ZM190 28H192V27H190ZM109 28H108V30L107 31H109L110 30ZM168 29V28H167ZM177 29V28H176ZM120 30H121V32H122V29L120 28ZM124 30V29H123ZM90 31V32H89ZM98 31V30H97ZM103 31V30H102ZM106 31V30H105ZM106 31V32H107ZM134 32H136L135 30H133ZM183 31H184V29H183ZM192 31V30H191ZM190 31V32H191ZM96 32V31H95ZM110 32V31H109ZM111 32H112V30H111ZM111 32H110V35H111ZM116 32V33H115ZM115 32L113 33V34H116L117 36V38L116 37H114L113 39H115L116 40V42L115 43H117V46H119V48L117 47V49H119L118 51H120L121 52V54L122 53H124V51L127 49V50H129L128 49V47H130V46H132V42H130L131 40L127 37V39H124V36H120L121 34H119L120 33V31H119V29L117 28L116 30H115ZM126 32H127V30H126ZM190 32H187V33H190ZM198 32V31H197ZM94 33V32H93ZM99 33H98V37L97 36H94V35H92V36H94V37H96V38H98V40H97V42H95V43H97V45L99 44V47L96 45V47L95 48H97L98 47V49H92V52H93V50H96V51H94V52H96L95 53V55L97 54H99L98 56H97V59L99 58V56H100V61H101V58L103 59V57H102V55L104 56V55H106V52H108V50L111 48V49H113L114 47H112V46H110L109 47V44H108V42H109V40L108 39H112V38H108L107 39V35H105V34H107V33H105L104 34V32H103V35H105V36H107L106 37V39L105 38H103V37H105V36H102V37H99L100 35H99ZM129 33V32H128ZM177 33V32H176ZM195 33V32H194ZM200 33V32H199ZM199 33L197 34V35H199ZM215 33H217V34H215ZM95 34V33H94ZM101 35H102V33H100ZM109 34V33H108ZM136 34V33H135ZM170 34V33H169ZM168 34V35H169ZM180 34V33H179ZM96 35H97V33H96ZM123 35H125V33H123ZM132 35V34H131ZM130 35V36H131ZM171 35V34H170ZM184 35V34H183ZM89 36H90V38H89ZM155 36H157V35H155ZM174 36V35H173ZM182 36V35H181ZM134 37V36H133ZM142 37V36H141ZM147 37V36H146ZM153 37V36H152ZM172 37V36H171ZM171 37H169V38H171ZM193 37V36H192ZM99 38H101V39H99ZM131 38V37H130ZM136 38V37H135ZM138 38V37H137ZM155 38V37H154ZM176 38V37H175ZM92 39V38H91ZM94 39V38H93ZM103 39V40H102ZM105 39V40H104ZM147 39L148 40H150L148 37L146 38V40L145 39H143V40H145V41H147ZM184 39H186L185 37L183 38V40ZM96 40V39H95ZM100 40H102V41H100ZM114 40V41H115ZM128 40H130V41H128ZM133 40V39H132ZM169 40V39H168ZM171 40V39H170ZM172 40H173V38H172ZM182 39H175L173 42H177V43H172V44H174V46H176L179 50L183 47V45H182V47H180L181 45V43H180V41H183ZM90 41V43H88ZM137 41V40H136ZM135 41V42H136ZM191 41H192V38H191ZM42 42V41H41ZM50 42V41H49ZM110 42H111V40H110ZM109 42V43H110ZM130 42V43H129ZM140 42V41H139ZM149 42V41H148ZM151 42H152V40H151ZM167 42V41H166ZM172 42V41H171ZM183 42H185V41H183ZM196 42H198V41H196ZM112 43V42H111ZM125 43H127V44H131L130 46H128L127 44H125ZM134 43V42H133ZM137 43V42H136ZM146 43V42H145ZM170 43V42H169ZM216 43V44H215ZM47 44V43H46ZM49 44V43H48ZM56 44H57V42H56ZM90 44V45H89ZM166 44H168V43H166ZM184 44V43H183ZM194 44V43H193ZM212 44H214L213 46H212V52L213 53H211V49H209L210 48V46L212 45ZM42 45V44H41ZM40 45V46H41ZM45 45V44H44ZM54 45V44H53ZM113 45V44H112ZM126 45V46H125ZM195 45H196V43H195ZM103 46H105V47H103ZM113 46H116V44L115 45H113ZM171 46H173V45H171ZM191 46H193V45H191ZM105 48V49H103V48ZM122 47V48H121ZM145 47V46H144ZM176 47H174V48H176ZM188 47V46H187ZM108 48V50L106 51V49ZM124 48V51H122V50H120V49H123ZM126 48V49H125ZM132 49H133V47H131ZM176 48V49H177ZM48 49H49V47H48ZM110 49V50H111ZM157 49V48H156ZM171 49H173V48H171ZM203 49V50H202ZM55 50V49H54ZM66 50V49H65ZM97 50L99 51L98 53H97ZM115 50V49H114ZM175 50V49H174ZM209 51L212 55L214 54V58L213 57H210L209 59H211V58H213V59H219V57H217L218 55H219V50H220V52H222L223 51V54H224V52L225 53H227L226 55H227V57L228 58H230L229 60H230V62H228L227 60H226V55H225V57H223V58H225V61H227L228 63H226V64H224V66H223V63H224V61H222L221 59L219 60V62L220 63H222L220 66H223L224 68H219V66H217L218 68H215V64L214 63H212L209 59H208V61L207 60H205L204 58H203V56L204 55H207V54H205V52L206 51ZM45 51V50H44ZM51 51H53V50H51ZM50 51V52H51ZM56 51V50H55ZM58 51V50H57ZM67 51V50H66ZM91 51V50H90ZM112 51V50H111ZM129 51H131V50H129ZM129 51H128V53H129ZM133 51V50H132ZM193 51V50H192ZM191 51V52H192ZM94 52H93V54H94ZM110 52V51H109ZM114 52H116V50L114 51ZM113 52V53H114ZM120 52H118V53H120ZM190 52V55L194 52H192L191 53ZM209 52H206V53H209ZM42 53V52H41ZM57 53V52H56ZM64 53H66V52H64ZM110 53H112V52H110ZM118 53H115V54H117V56H118ZM127 53V51H125V53L124 54H126ZM127 53V54H128ZM154 53V52H153ZM179 53V52H178ZM178 53H176L177 54V56H178V58H179V55H178ZM184 53V52H183ZM209 53V54H210ZM131 54V53H130ZM208 54V55H209ZM223 54H220V57H221V55H223ZM41 55V54H40ZM47 55V54H46ZM50 55V54H49ZM53 55V54H52ZM110 55H112V54H110ZM123 55V54H122ZM121 55V56H122ZM135 55V54H134ZM181 55V54H180ZM183 55V54H182ZM186 55V54H185ZM195 55H192V56H195ZM39 56V55H38ZM48 56V55H47ZM79 56H78V58H79ZM113 56H114V54H113ZM112 56V57H113ZM169 56V55H168ZM168 56H164L165 58L166 57H168ZM202 57L203 58V60L205 61L204 63L202 62V64H201V68H198L197 66V63H199V62H197V61H199V57ZM210 56V55H209ZM89 57H91V56H89ZM105 57V56H104ZM124 57V56H123ZM181 57V56H180ZM188 57V56H187ZM204 57H206V56H204ZM217 57V58H216ZM41 58V57H40ZM81 58L79 59V60H81ZM108 58V57H107ZM107 58H106V60H107ZM116 58V57H115ZM162 58H163V56H162ZM161 58V59H162ZM165 58H163V59H165ZM183 58V57H182ZM185 58V57H184ZM202 58H200L201 59V61H202ZM208 58V57H207ZM222 58V57H221ZM1 59V58H0ZM83 59V58H82ZM88 59V58H87ZM91 59H93V58H91ZM90 59V60H91ZM95 59V58H94ZM118 59V58H117ZM126 59V57L124 58V60ZM168 59V58H167ZM213 59H211L212 61H213ZM2 60V59H1ZM45 60H46V58H45ZM89 60V59H88ZM90 60H89V62H90ZM114 60V59H113ZM169 60V59H168ZM178 61H179V59H177ZM180 60H181V58H180ZM184 60V59H183ZM98 61V60H97ZM103 61V60H102ZM115 61V60H114ZM177 61V62H178ZM186 60H185V62H187ZM193 61V62H192ZM206 61L207 62H210V63H206ZM222 61V62H221ZM4 62H6V63H4ZM48 62V61H47ZM85 62V61H84ZM87 62V61H86ZM99 62V61H98ZM97 62V63H98ZM117 62V61H116ZM160 62V61H159ZM163 62V61H162ZM165 62H166V60H165ZM215 62V61H214ZM218 62V61H217ZM217 62H215V63H217ZM1 63V62H0ZM95 63V62H94ZM96 63V64H97ZM106 63V62H105ZM104 63V64H105ZM128 63V62H127ZM219 63V64H220ZM51 64V63H50ZM92 66H94V68H97L96 69V71H100L101 69H99L97 66H98V64L97 65H95V64H93V61L91 60V63H90ZM100 64V63H99ZM107 64V63H106ZM115 64H117V63H115ZM119 64V63H118ZM194 64H196V65H194ZM4 65H2V66H4ZM108 65V64H107ZM106 65V66H107ZM110 65V64H109ZM122 65V64H121ZM160 65H162V64H160ZM181 65H183V64H181L180 63V68H182L181 67ZM215 65V66H214ZM87 66V65H86ZM117 66V65H116ZM153 66V65H152ZM164 66H165V64H164ZM196 66V67H195ZM241 66L242 67H248L249 68V71L248 70H244V71H246L247 72V74H248V76L247 75H245V72L243 73V76H242V73H240V75H241V77H240V75L238 74V71H239V68H240V70H241V72L243 71L242 69H241ZM108 67H110V66H108ZM130 67V66H129ZM133 67V66H132ZM144 67V66H143ZM1 68V67H0ZM91 68H93V67H91ZM118 68V67H117ZM120 68V67H119ZM137 68V67H136ZM157 67H155V69H156ZM163 68V67H162ZM196 68H198V69H196ZM122 69V71H121V73H122V76H126L125 74L126 73H129V70L128 69H130V68H128L127 67V65H126V63H125V65L121 68ZM132 69H134V68H132ZM154 69V70H155ZM213 69V70H212ZM214 69H218L217 71L218 72H215L214 71ZM2 70V69H1ZM4 70V69H3ZM52 70V69H51ZM137 69H135V71H136ZM184 70V69H183ZM209 70H212V71H210V73H208L209 72ZM134 71V70H133ZM156 71V70H155ZM158 71L160 72L161 71V69L159 70L158 69ZM157 71V72H158ZM200 71H198V73H200ZM201 71V72H202ZM205 71V72H204ZM208 71V72H207ZM108 72H110V70L108 71ZM120 72V71H119ZM118 71H117V73H119ZM157 72H156V74H157ZM158 72V73H159ZM240 72V71H239ZM18 73V74H19ZM49 73V74H48ZM161 73V72H160ZM21 74H23V73H21ZM110 74V73H109ZM112 74V73H111ZM144 74V73H143ZM152 74V73H151ZM155 74V75H156ZM47 77H46V76ZM113 75V74H112ZM111 75V76H112ZM115 75H116V73H115ZM121 75V74H120ZM120 75H118L117 74V76H119L120 77ZM129 75V74H128ZM136 75H137V73H136ZM135 75V76H136ZM140 75V74H139ZM138 75V76H139ZM148 75V74H147ZM198 75H200V74H198ZM226 75V76H225ZM21 76V75H20ZM104 76V75H103ZM130 76V75H129ZM128 76V78H130V80L128 79V82H129V84L131 85H129L128 83L125 85V86H130V87H128V88H130L129 89V92L131 93L130 95H129V98H130V100H131V102H129V104L130 105H128V107L130 106V107H132L131 109L132 110H134V112L132 111V113H133V116L134 117H132V118H135V116L136 115H134V113H137L138 111L140 112H144V109L143 108H145V107H143L145 104L143 103V100L142 101H140L142 98L141 97H139L140 98V100H139V103H138V96H141L142 94H139L140 93V91L142 90L141 88H139L137 85H135V81L134 80H132V81H134V83L132 84V82H131V77H129ZM134 76V77H135ZM142 76V75H141ZM157 76H158V74H157ZM162 76V75H161ZM160 76V77H161ZM208 76H210V77H208ZM229 76V77H228ZM8 77V76H7ZM16 77V79H11V80H9V82L11 83V84H14L16 81H17V77H18V75L17 76H15ZM28 77V76H27ZM113 77V76H112ZM127 77V76H126ZM125 77V78H126ZM137 77V76H136ZM145 76H143L142 77V79L144 78ZM154 74H153V78H151V79H153L154 80ZM164 77V76H163ZM249 78V80H247L248 78ZM0 78H2V74L0 73ZM30 77H28V79H29ZM103 78V77H102ZM110 78V77H109ZM121 78H123V77H121ZM157 78V77H156ZM187 78V77H186ZM205 78H202V79H205ZM235 78V77H234ZM51 79V78H50ZM105 79V78H104ZM111 79V78H110ZM118 79V78H117ZM116 79V80H117ZM137 79V78H136ZM147 79H148V77H147ZM191 79V80H192ZM197 79V78H196ZM195 79V80H196ZM201 79V78H200ZM211 79H209V80H211ZM2 80V79H1ZM111 80H113V79H111ZM126 80V79H125ZM199 80V79H198ZM235 80H237V78H235ZM240 80V81H241ZM3 81H4V78H3ZM28 81H30V80H28ZM28 81H26V82H28ZM46 81H48V83L46 82ZM115 81V80H114ZM120 81V80H119ZM139 81H141V80H139ZM145 81H146V79H145ZM206 81H207V79H206ZM232 81V80H231ZM229 82V83H234L235 81L233 80L232 82ZM243 81H241L239 84H241ZM147 82V81H146ZM148 82H150V81H148ZM192 82V81H191ZM194 82V81H193ZM201 82V81H200ZM227 82V81H226ZM238 82V81H237ZM4 83V82H3ZM24 83V82H23ZM52 83V84H51ZM161 83V82H160ZM171 83V82H170ZM197 83V82H196ZM209 83V82H208ZM207 83V84H208ZM47 84H49V85H47ZM114 84H115V82H114ZM117 84V83H116ZM136 84H139V82L138 83H136ZM142 84H144L143 82H142ZM162 84V83H161ZM160 84V86H162ZM235 85H237L238 83H234ZM238 84V85H239ZM243 84V83H242ZM241 84V85H242ZM8 85V84H7ZM15 85V84H14ZM13 85V86H14ZM118 85V84H117ZM116 85V86H117ZM148 85H150V84H148ZM206 85V84H205ZM237 85V86H238ZM245 85V84H244ZM36 86V85H35ZM141 86V85H140ZM175 85H173V86H171L170 85V89H167V90H170L172 93L171 94H174V95H176V96H178V92L180 91V89L179 88H177L178 86H175ZM180 86V85H179ZM9 87V86H8ZM119 87V86H118ZM121 87V86H120ZM207 87H209V86H207ZM206 87V88H207ZM227 87H228V85H227ZM229 87H230V85H229ZM239 87V86H238ZM36 88V87H35ZM127 88V87H126ZM126 88H124L123 89V91L122 92H124L123 93V96H124V98H126L127 100H128V96L126 97L125 95L126 94H128V93H125V89ZM143 88V87H142ZM148 88V87H147ZM259 88V90L258 91H255V90H257ZM12 89V88H11ZM31 89V88H30ZM139 89H140V91H139ZM146 89V88H145ZM166 89V88H165ZM230 89V88H229ZM240 89V88H239ZM148 90V89H147ZM157 90V89H156ZM226 90H228V88L226 89ZM232 90V89H231ZM237 90V89H236ZM33 91H35V90H33ZM118 91H120V89H118ZM132 91V92H131ZM139 91V92H138ZM154 91V90H153ZM223 91V92H222ZM229 91V90H228ZM227 91V92H228ZM233 91H235V90H233ZM239 91V90H238ZM2 92V91H1ZM59 92V91H58ZM112 92V91H111ZM116 92H117V90H116ZM147 92V91H146ZM166 92V91H165ZM231 92V91H230ZM118 94L119 93H121V92H117ZM132 93H134L133 94V96H131L132 95ZM153 93H155V92H153ZM207 93V92H206ZM222 93H223V95H222ZM236 93H238V94H240V93H242V92H236ZM34 94V95H33ZM114 94H116L114 91H113V95ZM125 94V95H124ZM161 94V93H160ZM159 94V95H160ZM204 94V93H203ZM226 94V93H225ZM243 94V93H242ZM242 94H240L239 96H241ZM117 95V94H116ZM116 95H115V97H116ZM134 95H138L137 96V98L138 99H136L135 97H134ZM158 95V96H159ZM209 95V94H208ZM214 95V94H213ZM227 95V94H226ZM120 96V95H119ZM131 96V97H130ZM143 96H145V94H143ZM149 96V95H148ZM147 96V97H148ZM161 96V95H160ZM162 96H164V95H162ZM161 96V97H162ZM169 96V95H168ZM238 96V95H237ZM111 97V96H110ZM146 97V96H145ZM147 97L145 98V99H147ZM166 97V96H165ZM212 97H214V96H212ZM119 98V97H118ZM209 98V97H208ZM215 98H213L212 100L214 101V99ZM230 98H231V96H230ZM238 98V97H237ZM244 98V97H243ZM165 99V98H164ZM164 99H162L161 98V102L164 100ZM200 99V101H201V98H199ZM198 99V100H199ZM206 100H207V98H205ZM117 100V99H116ZM126 100V101H127ZM165 100H167V99H165ZM205 100V101H206ZM209 100H211V98H209ZM228 100V99H227ZM117 101H119V103H120V100H117ZM129 101V100H128ZM199 101V102H200ZM204 101V100H203ZM202 101V103H200V104H203L204 102ZM208 101V100H207ZM219 101V100H218ZM226 101V100H225ZM15 102V103H16ZM140 102H142L143 103V106L141 107V104H140ZM146 102V101H145ZM164 102V101H163ZM198 102V103H199ZM221 102V101H220ZM224 102V101H223ZM13 103V102H12ZM118 103V104H119ZM122 103V102H121ZM211 103V102H210ZM34 104V105H33ZM38 106H36V105ZM122 104H124V103H122ZM128 103H126L125 104V107H126V105H127ZM200 104H198V106L200 105ZM206 104V103H205ZM215 104H218V103H215ZM225 103H223V105H224ZM244 104V103H243ZM247 104V103H246ZM30 105H32V106H34V108L32 107V106H30ZM121 105V104H120ZM204 105V104H203ZM202 105V106H203ZM220 105H222V104H220ZM1 106V105H0ZM15 106V105H14ZM118 106V105H117ZM123 106V105H122ZM121 106V107H122ZM197 106V107H198ZM210 106H211V104H210ZM7 107V106H6ZM120 107V108H121ZM156 107H158V106H156ZM207 107V106H206ZM218 107V106H217ZM14 108V107H13ZM12 108V109H13ZM200 108V107H199ZM242 108V107H241ZM6 108H4L3 109V111L5 110ZM143 109V110H142ZM237 109V108H236ZM246 109V108H245ZM259 109V108H258ZM19 110V109H18ZM129 110V109H128ZM155 110V109H154ZM186 110V109H185ZM183 111L184 112V114H183V116H177L178 117V119L176 118V120L174 121V120H171V121H173V122H170V124H168L167 122H166V120L164 119V118H162V119H164V120H160L161 119V117L159 118V120H157L155 117H156V115H155V117H154V115L152 116V119H153V117L155 118L154 120H152V119H150V116L149 115H147V114H150V113H142L143 114V116L142 117H144V118H146L145 119V122H147V124H149V126H151L152 128H154V127H156L157 126V128H156V131L155 132H153L154 133V138L155 137H157L158 138V135H163V136H165L166 138V140L168 139V140H170V142L172 143V145L174 144L175 146H177L175 143H178L177 141H175V140H177V138L178 137H176L177 135H179L180 134V132L182 131V135H180L181 137L178 139L179 141H181V143H182V146H184V147H186L187 148V150H189V152L192 154V157L194 158L195 157V159L196 158H198L199 159V156L200 155H202L203 153H205L206 151H208V146L209 147H211L210 146V144H209V139H208V137H209V135L210 134H212L213 136H217L216 138H219V134H224V136H226L225 137V139L226 138H228V139H231V136H232V134H236L237 132V129L239 128V131H241L240 129H241V127H239L240 125H243L245 122L244 121H242V120H244V119H242V120H240L241 118H244L243 116L241 117V118H239V120H238V118H237V122L238 123H240V121H241V123H240V125H237V129L236 128H234V126H236V119H235V123H234V121H231L230 122V124H232V125H234L233 126V130H231V129H229V128H227L226 126H224L223 124L222 125H220V123L218 122L219 121V119L218 120H216V121H213V122H211L210 123V125H207V128L206 129H202V130H200V132L198 133V134H193V132H192V128H193V124L194 123H192V121H190L189 120V114H188V112L189 111ZM247 110V109H246ZM1 111H2V109H1V107H0V113H1ZM3 111H2V113H3ZM15 111V110H14ZM17 111V110H16ZM56 111V112H57ZM136 111V112H135ZM145 111H146V109H145ZM156 111V110H155ZM245 111V110H244ZM11 112V111H10ZM56 112H54V114L56 113ZM138 112V113H139ZM141 112H140V114H141ZM259 112V111H258ZM262 112V113H261ZM5 113V112H4ZM65 113V112H64ZM232 113V112H231ZM255 113V112H254ZM6 114V113H5ZM4 114V115H5ZM45 114H47V115H45ZM51 114V113H50ZM141 114V115H142ZM207 114V113H206ZM229 114V113H228ZM227 114V115H228ZM64 115H66V114H63V116ZM72 115V114H71ZM145 115H146V117H145ZM151 115V114H150ZM158 115H159V113H158ZM203 115V114H202ZM1 116H3V115H1ZM55 116V115H54ZM66 116H68V115H66ZM137 116H139V115H137ZM204 116H205V114H204ZM208 116V115H207ZM249 116V115H248ZM259 116L257 117L258 119H259ZM17 117V118H16ZM58 117V116H57ZM140 117V116H139ZM138 117V118H139ZM149 117V118H148ZM158 117V116H157ZM212 117V116H211ZM230 117V116H229ZM51 118V117H50ZM74 118V117H73ZM137 118V117H136ZM210 118V117H209ZM233 118V117H232ZM253 118V117H252ZM260 118V119H261ZM15 119H17V120H20L19 122L18 121H16L18 124L16 125V122H15ZM199 119H200V117H199ZM202 119V118H201ZM3 120V119H2ZM21 120H22V122H21ZM66 120V121H65ZM264 120V119H263ZM0 121H1V119H0ZM61 121V122H60ZM75 121H76V119H75ZM134 121H137V119L136 120H134ZM200 121V120H199ZM246 121V120H245ZM255 121H257L256 119H255ZM2 122V121H1ZM0 122V134L2 135L3 134V130H4V127H3V130H2V125H4L5 126V124H2V123H4V122H2L1 123ZM6 122V121H5ZM49 122V121H48ZM166 122V123H165ZM194 122V121H193ZM197 122V121H196ZM195 122V123H196ZM259 122V121H258ZM8 123V122H7ZM30 123H31V121H30ZM44 123H45V125H44ZM208 123V122H207ZM243 123V124H242ZM260 123H262V122H260ZM26 124V123H25ZM28 124V123H27ZM197 124V123H196ZM230 124H229V127H232V126H230ZM39 125H41V126H39ZM47 125V126H46ZM72 125V124H71ZM74 125H76V124H74ZM78 125V124H77ZM82 125V124H81ZM81 125H79V128H78V131L77 130H75V136L76 137H74V138H76V141H77V143L78 144H82L81 145V147H84V150H85V152L88 154V156H90V158H91V155L93 156V158H94V162H95V164L93 163V161H92V163H93V165H97V163H98V161H99V163H100V160H101V162H102V158H103V155H105L104 153H102L103 152V150H101V149H95V148H91V146L89 147V145H87L85 142V140H86V133H88V132H86V133H84V130H85V128H81ZM153 125V126H152ZM257 125V124H256ZM262 125V124H261ZM29 126H32V124H29ZM35 126H33V127H35ZM83 126V125H82ZM199 126V125H198ZM245 126V125H244ZM246 126H247V124H246ZM13 127V128H14ZM20 127V126H19ZM18 127V128H19ZM29 128L30 130H33L34 128ZM38 127H36V128H38ZM58 127H60V126H58ZM71 127V126H70ZM72 127H73V125H72ZM147 127H148V125H147ZM201 127H203V126H201ZM243 127V126H242ZM253 127H256L255 129H257V126H253ZM14 128V129H15ZM18 128H16V130H18ZM53 128V129H52ZM69 128V127H68ZM67 128V129H68ZM251 128V127H250ZM259 128V127H258ZM13 129V130H14ZM28 129V130H29ZM39 129H41V128H39ZM46 129H48V128H46ZM57 129V128H56ZM63 129H65L64 128V126H63ZM72 129V128H71ZM235 129H236V131H235ZM252 129V128H251ZM250 129V130H251ZM254 129V130H255ZM20 130V129H19ZM29 130V131H30ZM55 130V129H54ZM66 130V129H65ZM121 130V129H120ZM184 130H186V133L184 134ZM232 132H231V131ZM246 130H249V129H246ZM249 130V131H250ZM258 130V129H257ZM21 131V130H20ZM59 131V130H58ZM69 131V130H68ZM71 131V130H70ZM69 131V132H70ZM72 131H73V129H72ZM122 131V130H121ZM235 131V132H234ZM19 132V131H18ZM36 132V131H35ZM38 132V131H37ZM62 132V131H61ZM65 132V131H64ZM251 132H253L254 133V131L252 130ZM45 133V132H44ZM56 133V132H55ZM58 133V132H57ZM56 133V134H57ZM156 133V134H155ZM195 133V132H194ZM246 133H247V131H246ZM256 133V132H255ZM254 133V134H255ZM5 134V133H4ZM27 134V133H26ZM62 134H65V133H62ZM72 134V133H71ZM74 134V133H73ZM248 134V133H247ZM250 134V133H249ZM261 134H263V132L261 133ZM0 135V136H1ZM31 135V134H30ZM38 135V134H37ZM41 135V134H40ZM243 135H246V134H243ZM62 136V135H61ZM71 136V135H70ZM162 136V137H163ZM211 136V135H210ZM236 136V135H235ZM242 136V135H241ZM247 136V135H246ZM250 136V135H249ZM261 136V135H260ZM264 136V135H263ZM262 136V137H263ZM27 136L25 135V138H26ZM152 137V136H151ZM252 137V136H251ZM259 137V136H258ZM257 137V138H258ZM23 138V137H22ZM30 139L32 138V137H29ZM28 138V139H29ZM44 138V137H43ZM64 138V137H63ZM148 138V137H147ZM160 138V137H159ZM164 138V137H163ZM212 138V137H211ZM215 138V137H214ZM54 139V138H53ZM60 139V138H59ZM58 139V140H59ZM73 139V138H72ZM152 140H153V138H151ZM208 139V140H207ZM244 139H245V137H244ZM246 139H248V138H246ZM22 140V139H21ZM52 140V139H51ZM66 140V139H65ZM74 140V139H73ZM151 140V141H152ZM155 140H157L156 138H155ZM167 140V141H168ZM227 140V139H226ZM242 138H241V142H242ZM255 140V139H254ZM253 140V141H254ZM257 140V139H256ZM25 141H27V140H24V143H22V145L24 144V145H26V143H25ZM30 141V140H29ZM33 141V140H32ZM46 141H47V139H46ZM148 141V140H147ZM150 141V140H149ZM158 141V140H157ZM224 141V140H223ZM229 140H227L226 142H228ZM231 141H232V139H231ZM258 141H259V139H258ZM261 141V140H260ZM49 142H52V141H49ZM49 142H47L48 144H49ZM54 142H56V141H54ZM63 142V141H62ZM154 142V141H153ZM169 142V141H168ZM167 142V143H168ZM169 142V143H170ZM215 142H217V141H215ZM219 142V141H218ZM217 142V143H218ZM222 142V141H221ZM220 142V144H219V146L218 147H220V148H216L214 145L211 147V149L213 150V151H215V149H216V151H217V153H218V155H219V153H221L222 155H224V157L225 156H227L226 155V153H224V149H225V144L223 145L222 143ZM226 142H224V143H226ZM245 142V141H244ZM249 142H250V140H249ZM256 142V141H255ZM264 142V141H263ZM69 143V142H68ZM156 143V142H155ZM180 143V144H181ZM216 143V144H217ZM240 143V142H239ZM243 143V142H242ZM43 144V143H42ZM52 144V143H51ZM54 144V143H53ZM57 144V143H56ZM179 144V145H180ZM226 144H228V146H230L229 145V142L228 143H226ZM255 144V143H254ZM45 145V144H44ZM171 145V144H170ZM173 145V146H174ZM178 145V146H179ZM212 145V144H211ZM241 145V144H240ZM243 145V144H242ZM61 146V145H60ZM147 146H148V144H147ZM149 146H152L150 143H149ZM245 146H247L246 144H245ZM263 146V145H262ZM25 147V146H24ZM28 147V146H27ZM78 147V146H77ZM80 147V146H79ZM179 147H181V146H179ZM178 147V148H179ZM242 147H244V146H242ZM250 147V146H249ZM174 148V147H173ZM260 148H261V146H260ZM42 149H44V148H42ZM57 149V148H56ZM59 149V148H58ZM93 149H95V150H93ZM148 149H151V148H148ZM182 149V148H181ZM218 149V150H217ZM221 149V150H220ZM64 150V149H63ZM62 150V151H63ZM79 150V149H78ZM83 150V149H82ZM147 150V149H146ZM146 150H145V153H146ZM162 150V149H161ZM178 150V149H177ZM186 150V149H185ZM41 151V150H40ZM219 151V152H218ZM245 151V150H244ZM23 152V151H22ZM33 152V151H32ZM46 152V151H45ZM65 152V151H64ZM63 152V153H64ZM240 152V151H239ZM0 153H2L3 154V151H1ZM51 153V152H50ZM56 153V152H55ZM85 153V154H86ZM149 153V152H148ZM4 154H5V156H4ZM3 154V156H1L2 158L3 157H6L7 155H6V153H4ZM38 154H39V151H38ZM46 154V153H45ZM58 154V153H57ZM57 154H55V155H57ZM59 154H60V152H59ZM91 154V155H90ZM220 154V155H221ZM238 154V153H237ZM236 154V155H237ZM1 155V154H0ZM22 155V154H21ZM35 155V154H34ZM36 155H37V153H36ZM43 155V154H42ZM46 155H48V153L46 154ZM143 155H145L144 153H143ZM147 155V154H146ZM14 156V155H13ZM60 156V155H59ZM202 156H204V154L202 155ZM247 156H250V155H247ZM12 157V156H11ZM22 157V156H21ZM32 157H35V156H32ZM44 157V156H43ZM42 157V159L44 160L45 159V157L43 158ZM54 157V156H53ZM57 157V156H56ZM56 157H54V158H56ZM61 157V156H60ZM191 157V156H190ZM246 157V156H245ZM244 157V158H245ZM1 158V159H2ZM7 158V157H6ZM6 158L4 159L3 158V160H6ZM10 158V157H9ZM16 158V157H15ZM19 158V157H18ZM23 158V157H22ZM39 160H38V159ZM89 158V157H88ZM93 158H91V159H93ZM189 158V157H188ZM187 158V159H188ZM19 159H21V158H19ZM41 159V154L38 156V157H36V159L35 160H38L39 162H43V161H41L40 160ZM47 159V158H46ZM46 159H45V161H46ZM49 159V158H48ZM61 159V158H60ZM226 159V158H225ZM225 159H224V161H225ZM251 159V158H250ZM253 159V158H252ZM3 160H1V161H3ZM70 160V159H69ZM181 160H183V159H181ZM200 160V159H199ZM0 161V162H1ZM55 161V160H54ZM59 161V160H58ZM57 161V162H58ZM71 161V160H70ZM135 161V160H134ZM195 161V160H194ZM228 161V160H227ZM7 162H8V160H7ZM15 162V161H14ZM18 162H19V160H18ZM39 162H38V164H39ZM48 162V161H47ZM62 162V161H61ZM68 162V161H67ZM71 162H73L74 163V161H71ZM107 162V161H106ZM184 162V161H183ZM196 162V161H195ZM201 162V161H200ZM242 162V161H241ZM245 162V161H244ZM251 162H254V161H251ZM9 163V162H8ZM12 163V162H11ZM16 163V162H15ZM52 163V162H51ZM66 163V162H65ZM104 163V162H103ZM102 163V164H103ZM136 163V162H135ZM180 163V162H179ZM232 163V162H231ZM250 163V162H249ZM2 164V163H1ZM5 164V163H4ZM41 164H43V163H41ZM44 164H46V165H48L47 163H44ZM77 164V163H76ZM196 164V163H195ZM233 164V163H232ZM251 164V163H250ZM249 164V165H250ZM262 164V163H261ZM3 165V164H2ZM9 165V164H8ZM24 165V164H23ZM33 165V164H32ZM53 165V164H52ZM60 165V164H59ZM92 165V164H91ZM99 165V164H98ZM97 165V166H98ZM104 165H105V163H104ZM135 165V164H134ZM134 165H133V167H134ZM181 165V164H180ZM198 165V164H197ZM243 165H244V163H243ZM254 165V164H253ZM34 166V165H33ZM36 166V165H35ZM49 166V165H48ZM63 166V165H62ZM73 166V165H72ZM75 166V165H74ZM73 166V168H75ZM97 166H96V168H97ZM233 166V165H232ZM252 166V165H251ZM37 167V166H36ZM39 167V166H38ZM44 167V166H43ZM52 167V166H51ZM59 167V166H58ZM236 167V166H235ZM239 167V166H238ZM27 168H28V166H27ZM68 168V167H67ZM100 168V167H99ZM260 168H261V166H260ZM62 169V168H61ZM65 169L66 168H64V171H65ZM69 169V168H68ZM89 170H88V174H86L88 177H85L88 181H86V182H88V183H90V185L91 184H93V183H95V181L97 180V178H96V174H95V168H88ZM132 169V168H131ZM238 169V168H237ZM4 170V169H3ZM25 170V169H24ZM36 170V169H35ZM56 170V169H55ZM70 170V169H69ZM40 170L38 169V172H39ZM74 171H76V170H74ZM78 171V170H77ZM238 171V170H237ZM5 172V171H4ZM11 172V171H10ZM31 172L33 173L34 171H32L31 170ZM41 172V171H40ZM67 173H69L68 171H66ZM32 173H29L30 174V180H31V182H29V183H32L33 184V182H37V183H34L33 184V186H34V188H33V186H31L30 184H29V192L30 191H33L32 189H36L37 187H38V183L40 184V185H43L44 186V184L46 185V182L44 183L43 181H42V178H39L38 177V179H36L37 178V175L39 176L40 174L39 173H36L37 175H33ZM134 173V172H133ZM238 173V172H237ZM239 173H240V171H239ZM1 174V173H0ZM32 174V175H31ZM64 174H66V173H64ZM71 174V173H70ZM70 174H68L67 176H69ZM13 175V174H12ZM11 175V176H12ZM28 175V174H27ZM73 175V174H72ZM71 175V176H72ZM235 175V174H234ZM237 175V174H236ZM241 175V174H240ZM239 175V176H240ZM254 175H255V173H254ZM29 176V175H28ZM70 176V177H71ZM244 176V175H243ZM256 176V175H255ZM263 176V175H262ZM260 177V179L261 178H263V177ZM0 177H3V176H0ZM24 177V176H23ZM26 177V176H25ZM35 177V178H34ZM70 177H69V180H70ZM73 177V178H72ZM71 177V179H72V181L73 182H71L72 184H74L77 180L75 179L74 180V178H76L75 177V174L73 175ZM253 177V176H252ZM10 178V177H9ZM29 178V177H28ZM54 178V177H53ZM62 178V177H61ZM185 178H187V177H185ZM185 178L183 177V181H179V182H182V183H180V184H182V186H183V183H185ZM193 178V177H192ZM191 177L189 178V180L190 179H192ZM196 177H194V179H195ZM208 178V177H207ZM225 178H226V176H225ZM224 178V179H225ZM6 179V178H5ZM22 179V178H21ZM25 179H27V178H25ZM41 179V180H40ZM68 179V178H67ZM85 179V180H86ZM205 179V178H204ZM210 179V178H209ZM209 179H208V181H209ZM212 179V178H211ZM211 179H210V181H211ZM255 179H256V177H255ZM29 180V181H30ZM38 180H40V182H38ZM48 180V179H47ZM53 180V179H52ZM61 180V179H60ZM105 180H106V178H105ZM136 180V179H135ZM188 179H187V181H189ZM193 180V179H192ZM214 180V179H213ZM228 180V179H227ZM4 181V180H3ZM59 181V180H58ZM99 181V180H98ZM186 181V182H187ZM205 181V180H204ZM224 181H226V180H224ZM25 182V181H24ZM54 182V181H53ZM206 182H207V179H206ZM211 182H213V181H211ZM215 182V181H214ZM1 183V182H0ZM20 183V182H19ZM27 183V182H26ZM42 183H44V184H42ZM48 183H49V181H48ZM52 183V182H51ZM65 183V182H64ZM78 183H79V181H78ZM118 183V182H117ZM117 183H114V185H105V184H103V186H101L100 185V187H102V188H100L98 185H96V184H93L92 185V188L93 187H97L98 186V188H93V190L90 188V193H91V196H86V197H90L89 199V201H90V203H88V201H87V205H89V206H87V207H89V209H90V207H92V205H94V202L96 203L97 201H99V200H101L102 198H107L106 200L108 201V200H110L109 202H111L112 203V199H115V198H118V196H116V191H117V189H116V186H118L117 185ZM228 182H226L225 184H227ZM2 184V183H1ZM0 184V264H100L103 260H101V262H99V261H96V262H91V260H90V262L89 261H87L86 260V254L89 252L88 251V249L87 248H89V247H87L88 246V244L89 243H87L86 244V246H84V245H79V244H77V242L75 243V241H69L68 243L67 242H65V243H67V244H57V245H55V244H53L52 242H53V240L56 238V237H54L53 238V240H51L50 242L48 241V240H46L45 238H46V236H45V238H44V231H43V229H45L46 231H48L47 230V228L48 227H50L51 228V225L50 224H52L53 223V221L50 219V218H48V220H47V215L45 214H43V212H41V213H39L37 210H36V205L35 206H33L31 203H34L35 204V202H31L30 203V201L31 200H29V203H27L26 202V206L24 205V204H22V202L25 200L24 199V196H23V199L24 200H22L21 199V197H22V195H21V197H20V199H21V202L19 201V198H18V200L15 198V196H16V194H15V192H13V195H14V197L12 196V190L11 191H9L10 190V188L8 189V187H7V185L4 183V184H2L1 185ZM24 184V183H23ZM35 184H37V185H35ZM50 184V183H49ZM48 184V185H49ZM53 184V183H52ZM107 184V183H106ZM112 184V183H111ZM116 184V185H115ZM55 185V184H54ZM71 185V184H70ZM75 185V184H74ZM81 185V184H80ZM83 185V184H82ZM105 185V186H104ZM26 186V185H25ZM27 186H28V184H27ZM31 186V187H30ZM35 186H37V187H35ZM50 186V185H49ZM89 186V185H88ZM181 186V185H180ZM181 186V187H182ZM227 186H229L228 184H227ZM226 186V187H227ZM16 187V186H15ZM14 187V188H15ZM67 187H68V185H67ZM85 187V186H84ZM190 187V186H189ZM27 188V187H26ZM25 188V189H26ZM39 188V187H38ZM45 188H46V186H45ZM57 188V187H56ZM63 188V187H62ZM72 188V187H71ZM123 188V187H122ZM183 188V190H187V192H188V185H187V183L186 184H184V187H182ZM25 189L23 190V191H25ZM58 189V188H57ZM74 190H75V187L73 188ZM79 189H81V188H79ZM83 189V188H82ZM81 189V190H82ZM223 189V188H222ZM228 189V188H227ZM27 191H28V189H26ZM66 190V189H65ZM67 190H69L70 191V189H67ZM86 190H87V185H86ZM91 190H92V192H91ZM224 190H225V187H224ZM229 190V189H228ZM231 190H232V188H231ZM236 190V189H235ZM27 191H25L24 192V194L23 195H27L28 193H27ZM44 191V190H43ZM43 191H42V193H43ZM46 191V190H45ZM54 191V190H53ZM72 191V190H71ZM78 191V190H77ZM85 191V190H84ZM81 192V191H80ZM121 192V191H120ZM190 192V191H189ZM232 192V191H231ZM237 192V191H236ZM23 193V192H22ZM27 193V194H26ZM31 193V192H30ZM29 193V194H30ZM49 193V192H48ZM53 193V192H52ZM67 193V192H66ZM73 193V192H72ZM76 193V192H75ZM87 193V192H86ZM235 193V192H234ZM40 194V193H39ZM46 194V193H45ZM80 194V193H79ZM117 195H120L119 196V198H118V200L120 199V198H122V194L120 193H118ZM223 195H224V193H223ZM227 195V194H226ZM226 195H225V197H226ZM231 195V194H230ZM236 196V198L232 201V204H234V205H238L240 202H242V205H241V203H240V205L239 206H243V204H245L244 202H245V200H243V198H241V196L240 197H238L237 196V194H235ZM20 196V195H19ZM18 196V197H19ZM51 196V195H50ZM81 196V195H80ZM79 196V197H80ZM84 196V195H83ZM129 196V195H128ZM204 196V195H203ZM202 196V197H203ZM232 196H234V195H232ZM247 196V195H246ZM17 197V196H16ZM26 197V196H25ZM40 197V196H39ZM64 197V196H63ZM67 197V196H66ZM70 197V196H69ZM82 197V196H81ZM131 197L132 196H129V197H126V198H124L125 200H126V202H127V204L129 205V210H125V211H128L129 213V215H131L130 217H129V220L131 219V218H134L135 216H137V212H135L136 210H135V205L133 206L132 205V202H131ZM243 197V196H242ZM16 200H15V199ZM44 198V197H43ZM46 198H47V196H46ZM53 198V197H52ZM72 198V197H71ZM28 199V198H27ZM32 199H33V197H32ZM34 199H35V197H34ZM57 199V198H56ZM104 199H102V200H104ZM133 199V198H132ZM202 199V198H201ZM246 199V198H245ZM263 199V198H262ZM106 200H104L105 202H106V205H107V201ZM203 200V199H202ZM214 200V199H213ZM25 201H28V200H25ZM24 201V202H25ZM34 201V200H33ZM35 201H36V199H35ZM84 201H85V199H84ZM115 201V200H114ZM122 201V200H121ZM133 201V200H132ZM55 202V201H54ZM76 202V201H75ZM108 202V203H109ZM116 202V201H115ZM83 204H85L84 202H82ZM118 203V202H117ZM202 203V202H201ZM213 203V202H212ZM32 205V206H29V205ZM43 204H45V203H43ZM116 204V203H115ZM124 204V203H123ZM122 204V205H123ZM209 204V203H208ZM210 204H211V201H210ZM64 205V204H63ZM79 205L81 206L82 204H80L79 203ZM106 205H105V207H106ZM117 205H119V204H116V207H117ZM201 205V207L203 206V204H200ZM205 205V204H204ZM224 205V204H223ZM226 205V204H225ZM245 205H247V204H245ZM19 206V207H18ZM40 206V205H39ZM76 206H78V205H76ZM80 206H79V210H80ZM108 206V205H107ZM109 206H110V204H109ZM112 206V205H111ZM110 206V207H111ZM126 206V205H125ZM20 208L19 210H20V212L18 211L17 212V210H18V208ZM43 207V206H42ZM41 207V208H42ZM66 207H67V205H66ZM109 207V208H110ZM122 207V206H121ZM201 207H199L200 208V210L202 209H206V207L207 206H203L202 208ZM212 207H215V206H212ZM39 208V207H38ZM77 208V207H76ZM74 209V210H76V211H78L77 209ZM108 208V209H109ZM113 208V207H112ZM198 208V209H199ZM230 208H232V207H230ZM235 207H233V209H234ZM236 208H238V207H236ZM241 208V207H240ZM62 209H64V208H62ZM118 209V208H117ZM116 209V210H117ZM119 209H121V212H122V208H119ZM123 209H124V206H123ZM215 209V208H214ZM248 209V208H247ZM65 210V209H64ZM73 210V209H72ZM72 210L70 209V211L68 212V213H72ZM74 210H73V212H74ZM85 210V209H84ZM87 210H88V208H87ZM103 210H104V208H103ZM112 210V209H111ZM239 210V209H238ZM237 210V211H238ZM245 210V209H244ZM253 210V209H252ZM86 211V210H85ZM235 211V210H234ZM251 211V210H250ZM256 211V210H255ZM65 212V211H64ZM81 212V211H80ZM87 212H90L89 210L88 211H86V213ZM96 212V211H95ZM116 212V211H115ZM124 212V211H123ZM200 212V213H199ZM198 213H199V215L201 214V212H204V211H199ZM259 212V211H258ZM257 212V213H258ZM50 213V212H49ZM62 213H63V210H62ZM85 213V214H86ZM97 213V212H96ZM95 213V214H96ZM104 213V212H103ZM106 213V212H105ZM109 213V212H108ZM107 213V214H108ZM120 213V212H119ZM119 213H117V214H119ZM205 213V212H204ZM239 213V212H238ZM253 213H254V211H253ZM261 213V212H260ZM60 214V213H59ZM64 214V213H63ZM73 214H75V212L73 213ZM73 214L71 215V216H73ZM89 214V216L87 215L86 217L88 218H92L93 216H94V218L96 217V215H90L91 213H88ZM107 214H105V215H107ZM127 214V213H126ZM143 214V213H142ZM232 214V213H231ZM259 214V213H258ZM258 214H257V216H258ZM62 215V214H61ZM66 213L64 214V216L66 217ZM70 214H68V216H69ZM76 215V214H75ZM97 215H99L98 213H97ZM123 215H124V213H123ZM149 215V214H148ZM196 215H198V214H196ZM198 215V216H199ZM57 216V215H56ZM63 216V215H62ZM103 216V215H102ZM117 216V215H116ZM118 216H120V214L118 215ZM139 216V215H138ZM137 216V217H138ZM201 216V215H200ZM213 216V215H212ZM233 215H231V217H232ZM262 216V215H261ZM264 216V215H263ZM65 217H63V218H65ZM78 217V216H77ZM82 217V216H81ZM85 217V218H86ZM110 217V216H109ZM112 217V216H111ZM114 217V216H113ZM146 217V216H145ZM193 217V216H192ZM204 216H202V217H200L201 219L203 218ZM209 214L205 217V221L207 220H209ZM259 217H260V214H259ZM71 218V217H70ZM83 218V217H82ZM84 218V219H85ZM89 218L88 219H82V221L84 220V221H86V220H89ZM100 218V217H99ZM117 218V217H116ZM115 218V219H116ZM148 218H149V216H148ZM198 218V217H197ZM233 218V217H232ZM232 218H231V220H232ZM257 218V217H256ZM261 218V217H260ZM264 218V217H263ZM40 219L43 221V219L45 220V222H44V227L45 228H43V227H41V226H39V221H40ZM51 221H50V220ZM65 219H68L67 217L65 218ZM64 219V220H65ZM74 219V218H73ZM72 219V220H73ZM78 220V221H75V220ZM76 219H74L73 221L75 222V223H79L81 226H84V225H82L80 222H79V220H81L79 217L78 218H76ZM107 219V218H106ZM118 219H119V217H118ZM224 219V218H223ZM229 219V218H228ZM58 220V219H57ZM94 220V219H93ZM120 220V219H119ZM126 220V219H125ZM132 220V219H131ZM200 220V219H199ZM198 220V221H199ZM203 220H204V218H203ZM211 220V219H210ZM209 220V221H210ZM47 221H49V224H48V222ZM59 221V220H58ZM103 221V220H102ZM141 221V220H140ZM208 221V222H209ZM233 221V220H232ZM62 222H65V221H62ZM73 222V224H75ZM99 222V221H98ZM117 222V221H116ZM128 222V221H127ZM126 222V223H127ZM137 222V221H136ZM143 222V221H142ZM184 222V221H183ZM201 222V221H200ZM41 223V222H40ZM54 223H56V222H54ZM71 223H72V221H71ZM83 224H84V222H82ZM106 223V222H105ZM131 223V222H130ZM144 223V222H143ZM264 223V222H263ZM58 224V223H57ZM79 224H75L76 225V227L78 228V227H80V225ZM186 224V223H185ZM41 225V224H40ZM42 225H43V222H42ZM56 225V224H55ZM70 225H72V224H70ZM74 225V226H75ZM77 225H79V226H77ZM112 225V224H111ZM115 225V224H114ZM177 225V224H176ZM183 225V224H182ZM53 226H54V224H53ZM179 226V225H178ZM185 226V225H184ZM188 226V225H187ZM234 226L235 227H237V225H236V223L234 224V222H233V224H232V222L231 221H224L223 223H222V225H221V228H222V230L225 232H228L229 230H232V231H234V230H237V229H235L234 228ZM253 226V225H252ZM263 226V225H262ZM43 228L42 229V231H41V228ZM47 227V228H46ZM55 228H53V230H52V228H51V232L50 231H48L49 232V234H51V233H56V232H54V230L55 231H57L58 233L56 234V236L58 235V234H62L60 237H62L63 236V239L64 240H66L65 238H67L68 237V235H67V237L65 236V231H64V229H63V232H61V230H62V228H60L59 227V225H58V229H56L57 227L56 226H54ZM67 227H69L68 225H67ZM116 227V226H115ZM136 227V226H135ZM146 227V226H145ZM238 227H239V225H238ZM259 227V226H258ZM49 228V229H50ZM72 228V227H71ZM76 228V229H77ZM83 228V227H82ZM82 228L80 227V229L81 230H79V228L77 229V231L75 230L74 232L76 233L77 232V234H80V233H78V231H82ZM112 228V227H111ZM126 228V227H125ZM137 228V227H136ZM165 228H167L166 226H165ZM173 228V227H172ZM175 228V227H174ZM182 228V227H181ZM231 228V229H230ZM234 230H233V229ZM240 228V227H239ZM59 229H61L60 230V232H59ZM67 229V228H66ZM95 229V228H94ZM116 229V228H115ZM128 229V228H127ZM149 229H151V228H149ZM168 229H169V227H168ZM168 229H166L167 231H168ZM256 229V228H255ZM261 229V228H260ZM263 229V228H262ZM74 230V229H73ZM84 230V229H83ZM85 230H86V227H85ZM83 231L82 232V234L84 233V232H86V231ZM88 230V229H87ZM125 230V229H124ZM139 230V229H138ZM142 230H144V229H142ZM147 230V229H146ZM172 230V229H171ZM174 230V229H173ZM178 230H179V228H178ZM178 230H177V232H178ZM181 230V229H180ZM228 230V231H227ZM252 230V229H251ZM257 230V229H256ZM101 231V230H100ZM109 231V230H108ZM123 231V230H122ZM127 231V230H126ZM157 231V230H156ZM175 231V230H174ZM182 231V230H181ZM187 231V230H186ZM222 231V232H223ZM258 231H260V230H258ZM258 231H256V232H254V231H252L253 233H250V235H249V241L251 242V241H253V240H261V238L264 240V236H261L260 234H257V232ZM91 232H93V231H91ZM128 232V231H127ZM145 232H147V233H149L148 235H152L153 233H155V231H153V230H149V231H145ZM169 232H171V231H169ZM226 232H225V234H226ZM99 233H105V231L103 230V232H99ZM98 233V234H99ZM236 233V232H235ZM260 233V232H259ZM76 234V235H77ZM106 234V233H105ZM138 234V233H137ZM145 233L143 232V235H144ZM158 234V233H157ZM248 234V233H247ZM53 234H51L50 236H52ZM91 235H96V234H91ZM103 235V234H102ZM102 235H99V236H101L102 238H103V236ZM107 235H108V233H107ZM116 235V234H115ZM156 235V234H155ZM4 238H3V237ZM59 236V235H58ZM65 236V237H64ZM79 236V235H78ZM97 236V235H96ZM98 236V238H100ZM228 236V235H227ZM49 237V236H48ZM71 237V236H70ZM107 237V236H106ZM162 237V236H161ZM51 238V237H50ZM58 238V237H57ZM57 238H56V241H54V243H57ZM94 238H95V236H94ZM107 238H110V237H107ZM153 238V237H152ZM156 238V237H155ZM208 238V237H207ZM229 238V237H228ZM59 239V238H58ZM62 241H61V240ZM59 240H60V242H64V240L62 239V238H60ZM93 238H91V243L93 242V244H94V242L96 243V241H94V239L92 240ZM96 239H97V237H96ZM105 239V238H104ZM123 239H125V238H123ZM128 239V238H127ZM138 239H140V238H138ZM247 239V238H246ZM58 240V241H59ZM154 240V239H153ZM157 240V241H156ZM156 240H155V244H153V245H151L150 246V244L148 243V245L146 244V245H142V246H139V247H135V245L133 244V245H131L130 246V248H129V250H126V252H124V250H122V247L121 246H119V245H115L114 247L113 246H108V249L106 250V248H105V250L108 252V253H110V254H108V255H110L109 256V259L108 260H105V262H103V263H101V264H125V262L127 261V259H128V257H130V256H135V258H136V260H135V258L132 256V258H134V259H131V260H134V261H131L130 263H132V262H134V264L136 263V264H146V261L147 260H150V261H152L154 264H173V261L171 262L170 261V259L167 257V253H166V250L164 249V245L166 246V244L163 242V240H161V238L159 239H157L156 238ZM210 240V239H209ZM67 241V240H66ZM98 241H100V239H98ZM97 241V242H98ZM152 241V240H151ZM222 241V240H221ZM248 241V240H247ZM164 244H163V243ZM258 242V241H257ZM59 243V242H58ZM99 243V242H98ZM97 243V244H98ZM145 243H147L146 241H145ZM188 243V242H187ZM222 243V242H221ZM253 243H254V241H253ZM97 244H95V245H97ZM124 244V243H123ZM183 244V243H182ZM185 244V243H184ZM252 244V243H251ZM262 244V243H261ZM90 245H92V244H90ZM94 245V246H95ZM99 245V244H98ZM102 245V244H101ZM111 245V244H110ZM84 246V247H83ZM186 246V245H185ZM248 246V245H247ZM92 247H93V245H92ZM92 247H90V248H92ZM97 247H99V246H97ZM102 247H105V246H103L102 245ZM110 247V248H109ZM251 247V246H250ZM135 248V249H134ZM168 248V247H167ZM93 249V248H92ZM91 249V250H92ZM94 249H96V248H94ZM104 249V248H103ZM132 249H134V250H132ZM190 249V248H189ZM238 249V248H237ZM252 249V248H251ZM90 250V249H89ZM109 250V251H108ZM242 250V249H241ZM254 250V249H253ZM88 251V252H87ZM188 251V250H187ZM191 252H192V250H190ZM246 251V250H245ZM87 252V253H86ZM239 252H240V250H239ZM86 253V254H85ZM193 253V252H192ZM197 253V252H196ZM243 253V252H242ZM245 253V252H244ZM243 253V254H244ZM85 254V255H84ZM99 254V253H98ZM236 254V253H235ZM237 255H238V253H237ZM87 256H89V258H90V256L91 255H87ZM196 256V255H195ZM105 257V256H104ZM106 257H107V254H106ZM98 258V257H97ZM131 258V257H130ZM129 258V259H130ZM148 258V259H147ZM200 258V257H199ZM88 259V258H87ZM104 259V258H103ZM106 259V258H105ZM96 260V259H95ZM196 260V259H195ZM199 260V259H198ZM136 261V262H135ZM149 261V264H153L152 262H150ZM99 262V263H98ZM127 263V262H126ZM130 263H128V264H130ZM148 263V262H147ZM197 263V262H196ZM199 263H201L200 261H199ZM219 263V262H218ZM192 264V263H191ZM230 264V263H229Z\"/></svg>",
    "mask_w": 264,
    "mask_h": 264
},
{
    "label": "snow or ice",
    "instance_id": "snow-or-ice-1",
    "mask_svg": "<svg viewBox=\"0 0 264 264\" xmlns=\"http://www.w3.org/2000/svg\"><path fill=\"white\" fill-rule=\"evenodd\" d=\"M0 2H2V0H0ZM3 13H0V15H2Z\"/></svg>",
    "mask_w": 264,
    "mask_h": 264
}]
</instances>
